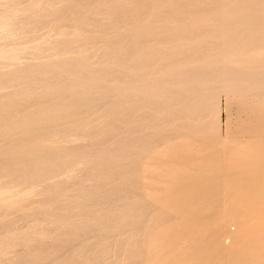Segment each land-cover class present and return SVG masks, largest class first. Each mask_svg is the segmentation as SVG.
Segmentation results:
<instances>
[{"label":"bare ground","instance_id":"6f19581e","mask_svg":"<svg viewBox=\"0 0 264 264\" xmlns=\"http://www.w3.org/2000/svg\"><path fill=\"white\" fill-rule=\"evenodd\" d=\"M56 1L58 2V0H56ZM59 1L61 2V0H59ZM75 1L73 0L74 3L72 2L73 4H71V5L67 4L69 2L68 1L66 3L68 5L67 7H64V8L60 7L57 9L54 8L55 10L52 11V10H46V9H48L50 7L52 9L53 8L52 4H54L55 1L53 3H51V2H49V0H47V1L46 0H38L37 1V2H39L38 4L44 5L43 6L44 9H42V7L37 8V6L35 5L37 3L33 2V1L31 4L30 3L26 4L27 0H0V4L2 3L1 4L2 6L7 4L6 5L7 9L3 8L2 6L0 7V39L4 40L0 44V60L2 61L1 63H4L3 65L6 64L5 67L7 68L6 62H8V61L12 62V61H17V60L19 61V59H21L22 57L26 58V56L27 57L31 56L32 51L36 52V55L32 54V56L33 55H35V56H33V57L31 56L32 57L31 58L32 60L30 59L31 62H29V63L24 62L27 64V66L23 62H22L23 64H19V65L23 66L24 72L27 70L28 74H31V75L26 76L23 73L25 75V76H23L22 75V72H23L22 66L21 67L19 66L21 69V70L19 69L20 73H21V76H20L17 73V72H19L18 70L15 69L16 70L15 71L14 68L13 69L10 68L13 64L15 66V63H10L12 65L10 67L9 66L8 67L11 70H8V69L6 70V71H8L7 72L8 74L10 72L13 74V72L15 71L17 74L16 75L14 73L15 77L3 79L5 76H10V74L4 75L5 71L2 72V73H4L3 74L4 77L1 76V78L3 77L2 78L3 80L2 79L0 80V84L1 83H4V84L8 83L16 91H14L11 87H10V90H8L6 88V90H8L9 92L11 90L13 91V92H11L13 98L11 96V93L8 92L9 93L8 94V93H5L6 92L5 91L4 93L8 94V95H5V94L2 95L1 94L2 91H0V96L2 95L1 97H3L0 100V110L2 109V107L4 108L3 110H5V113L2 112L0 114L2 116L0 119V123H2V124L6 123L9 125H13L12 127L14 128L15 126H14V124H12L13 120L11 118L14 119L16 116L14 115L15 117H12L13 115L11 116V114H13V113H11V112H14V114H17V115L23 114V113L24 114L26 113V115H27L29 110H31L33 107L34 108L32 109V112H35L36 114L32 113L31 111L29 112L30 114L32 113L33 116L38 115V114L43 115V116L38 115V117L36 116L35 119L37 122L31 116L32 114L30 116L27 115L29 118L31 117L32 120L35 121V122H33V124L36 123V124H34L36 126H32L33 124L31 123L32 125L30 124L27 127H25V125L21 126L23 128H21L20 125H18V122L19 121L21 122V120L19 119L21 117V115H20V117L18 115L16 120L18 119L19 121L17 120L18 121L17 122L14 119V122H17V125H18V127H20V129L18 130V128L16 127L17 130L14 131L15 130L14 129L13 130L14 132H12V133L10 132L11 134H8V131H11V130H8L9 128H11V126L9 128H7L8 131L5 129L4 130L0 129V131L1 130L3 131L2 133H0V144H6L7 142H10V143L13 142L12 145L10 143H9L10 145L8 143L6 145L15 147L16 146L14 144L15 141L20 140V139L22 141V139H23V142L24 141L26 142L29 135L32 137L35 136L36 138L37 137L38 138L44 137L43 143H45L44 144V145H46L45 147L43 146L42 143H40V142H42V141H40V140H42L40 138H39L40 140L37 138V140H39L40 142L37 141L38 143H36V144L38 146L40 144H42V146L44 148H47L48 151H47V149H43L45 153H47V152L49 153L50 152L49 149L51 150V148H52L50 145L55 143V144H57L56 146L59 145L60 147L56 148L55 146H53V148L55 147V150L58 149V152H59V149L61 148V151L65 156V153L68 152V150L69 151L72 150V152H71L72 154L73 153L78 154L77 150H79V149L90 150L91 153L92 152L94 153V151L96 150L97 147H99V148H97L98 150L103 149V148H100L101 145H102L101 147H105V146H109L108 144H110V142L113 144V142H114L113 138H115L116 140L115 139L114 140L118 143V141L120 142V140L122 138H126V137L128 138L130 136L132 138L133 135H134V138L139 137L140 142H138V143L141 145V147L144 146L145 149L147 148L144 152L147 151V154L153 153V155H150V157L144 158L145 153L142 150V152L144 154L142 153L141 156L143 155L142 156L143 158L140 159L139 161H137L138 159L137 160L135 159V161H137V163H135V165H137V164H139V165H137L138 167H136V168L134 167L133 170L135 169L134 171H136L138 173L144 172L147 170V173H149V175H151V176H149L148 174L146 175V173H145V175L141 173V174H139V178H138V175L133 170H132L134 172L133 174H132V171H131V173H129L127 170H129L131 168L130 166H132V162H133V160H131L132 162H130V160H129V162L127 161L129 159L128 153H130V152L128 151V149H127L128 153H126L124 150H122L123 148L121 149L122 151H120L119 148H115L116 149L114 151L115 153H117L118 150L120 153L122 152L121 153L122 155H119L120 153L118 154L120 156V157L118 156V158H121V156H123L121 158L122 161L124 160V156H128V159H126V157H125L127 162H125V160H124L125 167L126 168L129 167V168H127V170H125L126 168L124 170L128 173L125 172L126 175L124 176V173L121 172V174H120L119 171H121V170H119V168H117V170H119L118 172L115 171L118 173L117 178H119V177L123 178V179L119 178V180L124 181V184L122 181H120V182H122V186L125 185V182H127V180H128V182H127L128 184H129V180L132 181V184H133L134 180L137 181V182L134 181L136 184L139 182L138 180L141 179L142 182L143 181L146 182L145 184H144V182L141 184V185L144 184L142 187H145L146 184H147L146 186H148V187L150 184L154 185L156 188H157V186H158V188L160 187L159 188L160 191L158 193H148L150 187L149 188L145 187L146 188L145 190L141 188L142 190H144V192H141L140 191L141 189H139V191L141 193L140 194L137 193V194H139V196L141 195L139 198L142 197L143 199L145 198V200H148L151 202L150 204L152 205L153 209H155V208L157 209L156 211L153 210L155 212L158 211V209H159L158 207L163 208L166 204L168 205L169 202H171L170 205L173 202H176V205H178L177 203H179V205H181V204L185 205L188 203L187 207H185V210H186V208L187 209L189 208V206H188L189 204L190 205L195 204L196 202L199 201V199H201V201L203 200V202H204L206 200V199H204V198H206L205 195H207L205 193V191L212 190V187H213V189H214V187L217 188L216 192L214 191L215 193H213L216 195V196L214 195L216 198L217 197L219 198V196L221 198V196L223 194L230 196L231 193H238V194H235V197H233V196H230L228 198L226 197L227 199H225V200L223 198L222 199L223 202H221L220 199L215 200L214 199L215 197L212 198L213 196L211 197L215 201L221 202V204L224 203V205L222 204V206L220 204H219L220 206L218 204H216L217 205L216 206L213 203L214 200H211L209 197H207L208 200L210 199V202H212L217 207V209L215 206H213V208L215 207L216 210H214V209L213 210H207L206 209L203 211V213L201 212L202 213L201 215L203 216V218L205 220H207V222H208V220L215 219V218H219V220H220V217H222V219H223V217H226L227 219L229 217L232 218V219L229 218L227 220V221L231 220V222L229 221L230 223L227 222L228 223L227 229H229V232L231 233V235L234 234V236H235L234 238H230L231 239V241H230L231 246L228 243L229 249H227V250H230V251H228V253L231 252L229 254L230 259L228 258L229 264H264V205H263L264 204V143L258 139H249L246 143L245 142L241 143V142L235 141V143L233 142L234 143L233 147H230V146L228 147L227 143L225 144L226 146H223L224 143L221 141L222 139H220L219 136L216 134L219 130H217L216 133H213L215 131H213L212 133L210 132L209 134L206 132V130L209 127L208 122H209L211 114L215 113V111L218 110L220 107L222 95H225L226 97H228V95L236 94V96H237L238 94L243 95V94H248L249 92L261 91V90L263 91L264 90V0H178L179 2L177 0H174V1L171 0L172 4L169 2L170 1L169 0L168 1L169 4L166 3L167 4L166 6H165V4L160 5V3H163V2H160L161 0H159V2H160L159 4H157L156 0H154L156 3V6H158V5H160L161 7L163 6L159 10L153 4V6L155 8H157V10H158V12H156V10H155L156 14H154V12L152 11L153 12L152 16L154 15L153 18L156 19L155 24L157 26H155V27H158L156 29L153 28V26L155 24L151 25L150 20H149L148 25H151V27L147 26L146 22H148V20L145 22L146 23L145 24L144 23L145 18H143L145 15L147 16L149 14L148 12H150V11H147L144 9V5L146 8V6H147L146 3H148L147 1H151V0H146V2H145V0H137V1H135V0H79L78 1L77 0L76 2ZM84 1H86V3L88 4L86 7L83 6ZM163 1L165 2V0H163ZM180 1H182V2H180ZM57 2H55V3H57ZM151 2H153V1H151ZM96 3L97 4L99 3V5H101V7H99L100 9H102V7L104 8V5L106 6V8H107V6H110V11L108 10V13L106 12L108 17L104 14L105 15L104 19L107 17L108 23L111 24L113 28L108 27V26L105 27V25L100 26V23L98 22L99 18L97 19V17L95 15H92L90 17V15L92 13L94 14L97 11L98 7L97 6L95 7ZM46 4L48 5L47 8H45ZM148 4L151 5V3H148ZM8 5H9V8H8ZM21 5H23V6H21ZM194 7H198V9L197 8H196L197 10L193 9ZM36 8L38 10L39 9L40 10L37 11ZM75 8L78 9V10L77 9L76 10L81 15L90 12L89 16L86 15L87 17L86 16H80L78 13L79 20L82 17L83 18L84 17H86V18L90 17L89 19L92 20L93 22L92 21L89 22V20H85L86 21L85 22L84 19H81L82 22H81V20L79 22V20L76 17H75L76 20L73 17H72L73 19L71 18V19L67 20V18H69L68 16L72 12V9H75ZM99 8H98V10H99ZM41 9H42V11H41ZM147 9L149 10V9H151V7L149 6V8H147ZM91 10H92V13H91ZM93 10H96V11L94 12ZM103 10H105V9H103ZM21 11H23V12L27 11V12H30V14H27L26 16H24L23 14L20 15L21 13L19 14V12H21ZM101 11L99 10L97 12L100 13ZM60 14H62V15H60ZM135 14H138V16H140L144 20L142 21L141 19H138V17H136ZM184 15H186V16H184ZM22 16H24V17H22ZM58 16L59 17L62 16L64 18L65 21H63V25L61 23L63 18L62 19L59 18V19H61V21H59L61 26H59L56 29L54 28V31H53V28H51L52 32L41 35L43 37L36 35L38 33V31L36 29L39 27V25H42V27L44 26L45 28H47V25H48V28H50V26L52 24L51 21L53 19L56 20L57 19L56 17H58ZM150 16H151V14H150ZM133 17L134 18L136 17V21L140 22V20H141V23L137 22L138 24H141V25L138 29H135L134 26H131V27H133V29L130 28L129 30H127L125 32V34L123 31H125L126 28H125V30L122 31L124 34L122 36V37H124L123 39L126 38L124 41V47H127V48H124V47L123 48L125 50L126 49L127 50H126V52L123 51L124 49L121 50V52H123V55H121V53H120V55L122 57H120V60H118V61L123 62L122 63L123 67L121 66L122 67L121 68V67H119L120 65L118 66V64H117L116 66L119 67L118 68L119 70L116 69V67H115V69L113 68V70L110 68H107V67L104 68L103 65L105 64L106 60L104 59L101 61V59L104 58L102 56L104 55L106 48H108V47H111V49L113 48L112 51L108 48L110 51L108 50L109 53H108L107 60H110V61L115 60L116 61V58L118 59V55H119V53L117 54V52L120 51V49H118V48H120L118 43L121 41L119 39L121 36H119V35L122 34V33H120L119 28H120L121 24L123 26L126 24L133 25L134 20H135ZM153 18H150V19H153ZM83 21H84V23H83ZM87 22H89V23H87ZM97 23H99V24H97ZM102 23H104V22H102ZM106 23H107V21H106ZM60 24H58V25H60ZM118 24H120V26ZM129 25H126V27H128ZM136 25L137 24H135V26ZM118 26H119V28H118ZM51 27H54V25ZM91 27H93L94 30L97 28V31L95 30L96 32L93 30L96 34H97V32H99V33H102L104 36H106V37H104L105 41H103V39H100V38H103L102 34H100L101 37L100 36L98 37V35H97L96 38H95L96 35L95 36L93 35L94 37L92 35H87L88 32H90L92 30ZM116 27L118 28L119 33H120L118 36L114 35L115 30L117 29ZM146 27H150L151 29L148 30V29H146ZM31 28L32 29L36 28V29H34V31L36 30V32H35L36 34L34 32H32V34H35V35L31 34V31H32ZM38 30H39V28H38ZM46 30H48V29H46ZM46 30H44V31H46ZM121 30H122V27H121ZM41 34H42V32H41ZM116 34H118V31ZM26 35H28V41L22 40L21 38L22 37L25 38ZM29 36H31V37H29ZM69 36H74V38L72 37V39H70L71 37L69 38ZM89 36H91V38H86ZM59 38H62L61 41ZM64 39H70V40L68 41V40H64ZM118 39H119V42H118ZM11 40H15V41L17 40L16 44L15 43L12 44V45H15V48L17 47L16 49L14 47L13 48L10 47L11 45H8V42L10 41L9 43H11ZM87 40H89V41H87ZM130 42H131V44L128 46L127 43H130ZM27 43H28V45H27ZM50 43L51 44L53 43V44L50 46H47V44H50ZM100 43H102V46L98 45ZM16 45H18L19 47ZM96 45L101 47V49H99V50H102V51H100V52H102L101 54L95 55V50L97 48L95 49L94 46H96ZM45 57L48 58V59L47 58L45 59L46 61L44 60ZM93 57H96L94 59H97V62L100 64V65L99 64L98 65L100 66L101 70H99V67H96L97 64L93 63V61H94ZM42 58H43L44 62H42L43 61ZM35 59L36 60L40 59L42 61L36 62ZM3 60H6V62ZM103 61H104V63H102ZM110 61H108V62H110ZM118 61H116L115 63H117ZM108 62L106 63V66L108 65ZM93 64H95V66ZM101 64H102V66H101ZM119 64H121V63H119ZM43 65L44 66L48 65L47 67H49V69H51V70L44 68V71H46V72H43V69H41V67H43ZM52 65H54L53 67L56 66L58 69H56V67L54 69L51 68ZM91 65H93V67H96V68L91 67ZM113 65H115V64H113ZM113 65L111 62L112 67H114ZM111 66L109 63V67H111ZM102 67H103V69H102ZM25 68H27V69H25ZM2 69H4V68H2ZM12 70H14V71L12 72ZM59 70L61 72H59ZM30 71H31V73H29ZM64 71L71 74V76H70L71 79L69 76L65 75L68 77L67 78V77H64L63 74H61ZM27 72H25V73L27 74ZM65 72H64V74H66ZM12 74H11V77H12ZM43 74H44V76H43ZM59 74L61 76L62 75L63 76L61 77ZM0 75H2L1 71H0ZM41 75H42V77H41ZM28 76H30V77H28ZM112 81L115 83H118L119 81H121V83L123 85L125 83L124 87H127L126 83L130 84V82H131L130 85H132V84L135 85V86H133L134 88L136 86H139V85L142 86L143 85L142 86L143 89L138 94H134L133 92H130V91L127 92L126 88H125L126 89L125 92L119 93V91L113 90L115 88L112 89L109 86H108L109 88H107V86L104 85L106 82H108V83L110 82V84H111V83H113ZM121 83H118V84L121 86ZM118 84H116V85L119 88ZM129 84H128V86H129ZM123 85H122V87H123ZM0 86H2V84ZM3 86H2V88L7 87V86L9 87V85H6L4 87ZM122 87H120V88H122ZM133 87H132V89H133ZM23 88L25 90L29 88L28 91L29 90H31V91L34 90V91L31 92V94L29 91V93H28L29 95L27 94V92L23 94V92L25 90L23 92H20V91H22ZM128 90H130V88ZM14 92H20V93L19 94L17 93L16 95H14L13 94ZM47 104H48V106H50V108L53 107V109L51 108L52 109L51 112H49V110L47 109L48 110L47 112L49 114H47L46 111H45L46 113L44 111H42V112L39 111V113L37 114L36 108L38 107V109L40 110L41 107L39 108V106H42V107L45 106L46 107ZM120 104H121V106H124L125 104L129 105V106H127V105L124 106L123 110H125V107H127L126 113H128V116L130 118H128L126 116V120H124V121L122 119H124L125 115H127V114L125 113V111L123 112L124 118H122V116L118 114L117 109L119 108ZM72 106H74V108ZM43 109H41V110H43ZM44 110H46V108ZM119 113H120V109H119ZM121 113H122V111H121ZM137 113H139V115ZM9 114L11 117L9 116ZM24 114L22 116L25 118ZM118 115L121 116L122 119H120V117ZM27 116H26V119L29 123L30 121L28 120L29 118H27ZM137 116H139V117H137ZM31 118H30V120H31ZM127 118L130 120L129 122L127 121ZM26 119H24L25 124H26V121H25ZM11 120H12V123H11ZM121 120L124 122L123 124H122ZM56 121H57L58 125L54 126V124H57ZM126 122H127V124H129L128 125L130 128V129L128 128L129 131L127 129H125L128 127ZM22 123H23V121L21 122V125H22ZM71 124L73 127H71ZM6 126L7 125H5V128H6ZM69 126H70V128H69ZM216 126H217V124H216ZM76 127H77V131L75 129ZM70 129L75 130L77 133L73 134L71 132V134L69 133L70 136H68L69 134L67 132L70 131ZM115 130L116 131L118 130L117 133ZM4 131H6V132L4 133ZM75 131H73V132H75ZM112 131L115 132V133L113 132V134H111L112 140H110V136H108V138L106 140V145H105V141L103 139L104 134L102 135L103 136L102 141L104 143L102 141H100L101 137H99V136L101 135V133H105V132H106V134H105V136H106L107 133L110 134ZM72 137L74 138V142H76V140H78L82 143L81 144L79 143V145H76V146H75V144H74V146L73 145L70 146L71 144L65 145L67 143V140H69V138L71 141ZM36 138H35V140H36ZM45 138L48 140V141L45 140L47 142H50V140L52 139V143H49L50 145L47 143L49 145V147L46 144V142L44 141ZM97 138H99V139H97ZM127 138H126V140H128ZM24 139H26V140H24ZM28 139H30V140H29V142L28 141L26 142L27 147H22L23 145L25 146L26 143H23V145L21 143L19 145L20 142L19 141L16 142L18 144V146H16L17 148L15 147L16 149L14 151L16 152V151H18L17 149L24 148V150L23 149L22 150L19 149V150L22 151V153H26L25 149L27 148L30 150V151L28 150L29 152H33L32 151V149L34 148L33 146H36V144H34L32 146L33 143L30 144V141H32V139H34V137L32 139L29 137ZM35 140H33L32 142H34ZM107 141H109V143ZM122 141H123V139H122ZM117 143L113 144L114 147H115V144H117ZM138 143H137V145H139ZM28 144H30L33 148H29L30 145L28 146ZM134 144H131L132 145V151H134L135 148L140 147V146H138V147L136 146L134 148ZM230 144H232V143L230 142ZM19 146H21V147H19ZM42 146H40L39 148H43ZM61 146L64 148H62ZM127 146H124V147H127ZM3 147H1V149ZM14 147H9V148L14 149ZM114 147H112V148L114 149ZM5 148L6 147H4L2 149V151ZM128 148H130V150H131V147L128 146ZM11 149H9L7 151H10L11 154L15 153L12 151L13 149L12 150ZM36 149L39 151L38 148H36ZM62 149H64V151H66V152H64ZM164 149H169L170 151H166V150L164 151ZM53 150H51V151H53ZM2 151H0V152H2ZM7 151H6L5 155H3L4 151L2 152V154L0 153V186H1V184L5 185V183L8 182L4 179L5 178L4 176L7 175L6 179H10V177H11L12 178L11 181L14 179L16 182V183H13L14 180L12 182L9 180L10 184L8 182L7 185L10 187L11 184L13 183V184H15L14 186L16 187L19 182L21 183L24 181V178H22L20 176V174L24 175L26 172H29L28 170H32L31 168L30 169L28 168V170L26 169V171H25L24 168L28 167V166H25L26 163L29 162L30 164H27V165H29V167H30L31 164H33L32 162H37L39 157H41L43 155V153L40 156L37 154V151L35 150L36 151V158L35 159L37 161H34V158H32V157H35L34 153L31 154V156H29V157H27V155L25 156V154H23L25 156V160H23L24 158L21 160L20 157L22 158V155H21L22 153L19 152L20 153L19 160H20V162L25 161L24 163L21 162V165L25 164L24 165L25 167H22L18 164L20 166V168L24 169V170L23 169L18 170L17 169L18 166L16 163V162H18V159L15 157H18L19 153L17 152V156L15 155L16 154L15 153L13 155L14 156L13 157L12 155H9L10 152L8 155H6L8 153ZM23 151H25V152H23ZM75 151H77V152H75ZM90 151H87V153L88 152L90 153ZM108 151L110 152L111 150H108ZM135 151H136V149H135ZM29 152H27V154L30 155ZM83 152L85 153V150L82 151V153ZM107 152H106V154L109 153V152L108 153ZM123 152L126 154H123ZM54 153H56V152H54ZM54 153L51 152L48 155H54L55 156L57 153L56 154H54ZM62 153L59 152L58 153L59 155L57 154V157L62 156V155H60ZM93 153H92V156H94ZM111 153L114 155L113 152H111ZM111 153H110V156H111ZM140 153H141V151H140ZM164 153H165V155L168 154L169 156L171 154V156H170L171 160L167 156H166V159H163L165 156L161 157V155H163ZM212 153L213 154L216 153V156L218 157V159H217L215 165L213 164V166H212V164L210 165V162H208L210 165L209 166L208 163L206 164L207 159H208L207 156L210 157V155H213ZM68 154H67L68 157L66 159L71 157L70 152ZM130 154H133V153H130ZM139 154H138V158L140 157ZM154 154L157 157L159 156L160 158H162V160L164 162L167 159H169V161L167 160L168 163L169 162L171 163L172 159H174L173 161H175V162L172 161L174 164L176 162L177 163L181 162V164H180L181 166L180 165L177 166L178 164L174 165L173 163H172V166L170 163H169L170 166H168L169 164L166 166L165 164H163L164 163L163 161H160V159H156V161L159 160L158 161L159 163L155 161V163H157V164L154 165V163H153L154 161L152 160V159H154L153 157H155ZM48 155H46V154L44 155V156H47L46 158H48L46 160H50L52 158V157H49ZM44 156H42V157H44ZM86 156H84V158ZM89 156H91V155L89 154ZM92 156L90 158H92ZM100 156L102 157V154ZM100 156H99V159H101ZM104 156L105 157H103L102 160H105V161L100 163L101 162V160H100V162L99 163L97 162V164H94V161L96 163V161L99 159L96 158L95 156H94V159H88V158L84 159L83 158L81 162H79L80 160L78 161L79 163L77 161H75L76 159H68V161L74 160V162L71 161L73 164L76 163V165L77 164L84 165L85 168L81 167V168H83L81 170H80V168L78 169V167H77L79 165L76 166V165H73L71 163L66 165V163L68 162L66 160H64L65 163L62 162V164L64 163L66 166L64 165V166H61V168H60L59 165H57L55 163L57 159L55 157H53L54 159H52V160L55 161L54 162L55 165L54 164L53 165L58 166L55 169L60 168V170L62 171L60 173L63 175L61 176L62 179H58L57 177L59 176V173H57V172L59 170H57V172L55 171V174H52V172L54 171L53 170L54 168L50 169L49 167H51V166H46L48 171L52 170V172L51 173L49 172V174H52L51 175L52 177L54 176V178H53L54 180L51 178L53 180V181H51L50 177H49L50 180L48 178H45V177L50 176L48 173H47L48 175H45V173H46L45 171H47L46 169H45V171L44 170L42 171L43 172L42 174L45 175V177H43V178L47 179V181H44L45 179H43V181L47 186L50 187V188L48 187V190L46 189V191H48L49 193L45 191V194L43 193L44 192L43 190L45 188H47V186H45V188L43 189V188H40V186L38 185V184L41 185V183L43 182V181H41L42 179L40 180V178H42V177H40V176H42L41 173H38L40 176L37 175L38 178L40 177L38 180V178L35 175L36 170H35V172H34V170H32L34 172L33 173L34 177H36L37 180L39 181V183H37V181L35 182V180H36V178H35L34 183H36L37 186L41 189V191H43V192H41L39 189V192L41 193V195L42 194H44V195L48 194V196H46L47 197L46 198L42 195V197H44L46 199L44 201L42 200V203L40 206V204L39 205L37 204L38 203L37 201H41V199L39 200L37 198L36 202L35 201L33 202V201H31V199H29V198H31L30 194H27V195H30L29 198L27 196V198L29 200L26 197L24 198V196H26V195H24L23 198L21 197V195H19L20 199H27L28 201L33 202L30 204L27 201V205L28 204L31 205L30 206L31 210H29V212L26 211L29 214H26V212H25V210H28V209H25L22 211V209H21L22 206H20V204L16 208H15L16 205H12L13 209L16 210L15 211L16 216H14L15 220L18 218V221H20V223H18L17 220H16V223H13L14 221H11V220H14L11 217H12V215H15V214L14 213L12 214V212L9 210H13V209H9V208L5 209V211L8 210L11 213V214L9 213L10 215H7L6 212H3L4 207L6 205L4 204L5 206H3V205H2L3 207L1 206V204H3L1 202H2V200H4V198H2V199L0 198V201H1L0 206L3 208V210H2V208H0V264H41L44 260H46L45 257H44V259H42L43 258L42 256H44V254H48V253H50L49 255L54 254V256L56 254L57 258L56 257H54V258L50 257L51 259L47 260L50 262V263L49 262H47V263L54 264L56 260L59 261L61 259V258H58V255L56 253L57 249L60 246L62 248L61 251L63 249H64V251H66L68 249L67 252L63 251L65 253V255L68 254L67 255V256H69L68 258L74 257L75 255L76 256L78 255V258H76V260H75V258L74 259L71 258L73 261L75 260L77 262H73L72 260L70 262V259L69 260L63 259L64 264H66L68 261L70 262L69 264H73V263L77 264L78 262L83 264L84 263L83 260L85 259V262H86V258L87 259L89 258L87 256L90 255L89 254L90 250H91V252L93 251L91 249L92 248L91 246L94 245L93 249L95 251V247L97 245H99L100 242H102V240H104V239L109 240V239L113 238L114 239L113 241L114 242L116 241V239L114 237H116L117 235L115 236V234L113 232L116 230L118 231L119 229H122L121 228L122 223L119 225L120 228L114 226L113 230L108 231V229H106L108 232H106L105 229H103L101 231L102 228H100L101 232H99L97 228L102 227V226L96 227V225H102L101 223H103V221H105V220L110 221L111 220L108 217H106V219L104 217H102L104 219L100 220L99 217L102 216L100 214V212L102 210H104V211L107 210V212L111 211L112 213H114L115 211L117 212L119 209L121 210L122 206H123V203L121 205V202L122 201H128V199L125 198V197H127L126 194L132 192L135 189L132 187L133 186L132 184H130V185L133 188V190L128 188L130 185L129 186L125 185L126 187L124 186V188H127V193H126V190L124 188H122L123 193H125V195H126L125 196L124 194L120 193L121 191L120 192L118 191L119 189H121L120 184L119 185L117 184L119 187H115L114 185H110V184H116V179H117L115 176V174H117V173H115L114 171H111V169L116 170V168H114V166L112 167L113 164L115 165L114 161L116 162V165H118L120 163H121L120 165H122V162L121 161L118 162L119 159L117 160V157H116V159H114L115 157H113V158L107 157L106 158L105 154H104ZM107 156H109V155H107ZM114 156H116V155H114ZM136 156H135V158H136ZM203 156H206L207 159ZM233 156H236V158H234ZM74 157L77 158L79 156L77 155V157H76L74 155L71 158H74ZM80 157H82V156H80ZM157 157H155V158H157ZM14 158L17 159L16 162L15 161L12 162L13 160H15ZM62 158L59 157L58 160L59 161L63 160ZM95 158L97 160H95ZM108 158L114 159V160H111V163H113L112 165L110 164V161ZM41 159H44V158H41ZM133 159H134V157H133ZM52 160H51V162L50 161H47V162L50 163V165H52V162H53ZM150 160L153 161V162H151L153 164L150 163ZM167 161H166V164H167ZM252 161H256V162H252ZM41 162L39 163V161H38L36 163V164H40V166L38 168H37L36 164H35V166L34 165L33 166L39 170V168L41 167ZM43 162H46V161H43ZM182 162H184V165H185V163H187L186 164L187 166L182 165ZM92 163H93V165H91ZM15 164L17 166L16 170H15V166H14ZM58 164H61V162H58ZM42 165H43V163H42ZM46 165H47V163H46ZM90 165L92 167L94 165L95 166L93 168H91ZM120 165H118V166H120ZM89 166L91 169L88 168ZM44 167L45 166H43V168ZM121 167L122 166H120V168ZM94 168L97 171L92 170ZM164 168L165 169L167 168L168 171L164 172V170H165ZM17 170L19 172L23 170V171H25V173L22 171L23 173L20 172V174L18 175ZM40 170H42V167L40 168ZM40 170L38 172H40ZM109 170L111 171V173H108ZM139 170H140V172H139ZM14 171H16V172H14ZM122 171H123V169H122ZM29 173H32V172H29ZM56 174L58 175L57 177H55ZM75 174L78 175V178L75 177L76 180H74V181L71 180L73 182L67 183L70 181V179H72L74 177ZM122 174H123V176H122ZM129 174H131L130 177H132V175L134 176V174H136L137 175L136 178H138V179H136L135 177H134V180L130 179L128 176ZM154 174L155 175L160 174L158 176H160L162 179L165 178L164 179L165 181L171 180V181H175V182H174V184L171 182H167V181L164 182L162 179H161L162 180L161 181L159 178H157V176L155 178L159 179V180L156 181L155 178L154 179L152 178V176H154ZM126 176H128L127 178H129V179H127ZM145 176L146 177L149 176L151 178H145ZM7 177H9V178H7ZM29 177L30 178L32 177L31 182H33L34 177L32 175ZM124 177L127 180H125ZM20 178L23 181H21ZM55 178H56V180H55ZM27 179L28 178H26V181L28 182L29 179L28 180ZM3 180H5V182ZM48 180H49V182H48ZM67 180H69V181H67ZM26 181L24 182L26 185L24 183H21V184L22 185L24 184L25 186H29V185H27L28 183ZM118 181H117V183H119ZM31 182H30L31 185L34 184ZM46 182H48V184ZM54 183L57 186L59 184H61V185H59L61 188L57 187V190L54 189L55 191H59L60 193L59 192L57 193L54 190H52L51 185H54ZM13 184H12V186H13ZM108 185L111 186L110 187L111 190L110 189H108V190H110L111 194H113L115 197L122 196V198H123V195H124L125 200H124V198L122 200V198H120V197H119L120 199L119 198L116 199L117 201L115 200V198L113 199V203L120 204V205L115 206L113 203H111L112 200L110 201V199L114 196H112V195L110 196L109 191L107 190V187H109ZM8 186L5 185L4 188H6ZM19 186L22 187L19 184L18 190H20ZM154 186L152 188H150V189H152V191L154 190ZM2 187H3V185L1 186V188ZM15 187H12V188L10 187L9 189L8 188H6V189H8L10 191V190H13ZM34 187H35V185H34ZM41 187H43V186H41ZM140 187L141 186L139 185V188ZM23 188H24V186H23ZM58 188L62 189L63 191L61 192L60 190H58ZM156 188H155V190H156ZM227 188H228V190H227ZM231 188H232V190H231ZM25 189L30 190V188H28V187L27 188L25 187ZM18 190H16V192ZM22 190L23 189H21L20 192ZM35 190H34V192H35ZM106 190L108 193L106 192ZM129 190H131V191H129ZM137 190H138V188H137ZM0 191H3V189ZM102 191L103 192L105 191L107 193L106 194L104 192L106 195L109 194V196H107V197H110V199L108 198L109 200L107 199L106 195L103 194ZM139 191H137V192H139ZM157 191H158V189H157ZM218 191L222 195H220L218 193V196H217L216 193ZM16 192H15V194H16ZM34 192L32 191V193H34ZM100 192L103 195H101ZM118 192L120 195L116 196V194H118ZM212 192H213V190H212ZM0 193H2V192H0ZM36 193L38 194V192H36ZM134 193H136V192L134 191ZM134 193H130L131 196L134 195ZM261 193H262V195H260ZM10 194H12V195L7 196V197H11V198L18 197V194H17V196H13L14 194L12 192H10ZM213 194H211V195H213ZM38 195L41 196L40 194H38ZM94 195H96V196L99 195L98 196L99 200L101 197H102V199L105 198V200H107V201L103 200L104 203L106 202V204H108L107 206L104 207L105 209L101 206L103 204V202L101 201L102 199L100 200L101 202L97 201L96 200L97 198H95L96 202L92 201V200H94ZM104 195H105V197H104ZM191 195H192V197H191ZM33 196H35V195H33ZM131 196H128V197H130L129 200H131L130 203H132V199H133V197L131 199ZM7 197H5V198H7ZM32 200H34V197ZM90 200L92 202L89 203L88 201H90ZM14 201H16V200H14ZM17 201H18V203H20L19 200H17ZM24 201H26V200H24ZM85 201H86V203H85ZM138 201L139 200H137V202ZM10 202H9V205H11L13 203V202H11V203ZM21 202H22V200H21ZM80 202H83V204ZM98 202L101 203V204L99 203L100 209H94L96 207L97 208L99 207V206H97V205H99ZM117 202H119V203H117ZM133 202L135 203L136 201H133ZM165 202H166V204L163 206L162 204H164ZM217 202H215V203H217ZM4 203H5V201H4ZM15 203L17 204V202H15ZM34 203L37 205H35ZM91 203L96 207H94L92 205L93 207L92 206L91 207L94 210L90 211L91 207L89 209L88 206ZM152 203L156 207H154ZM32 204L35 205L34 206L35 208L32 207L33 206ZM135 204H137V203H135ZM9 205H7V207ZM23 205H25L27 207L26 202ZM29 205H28V207H29ZM124 205H127V204L124 203ZM130 205H131L130 207L133 208L132 204H130ZM142 205L141 206L138 205V206L141 208ZM174 205H175V203H174ZM174 205L171 207H174ZM183 205H181L182 210L184 209ZM236 205H239V208L240 207L242 208V209L237 208V211L240 210L241 213L239 214L237 212L236 214L231 215L230 212H232L233 210L234 211L236 210L235 209ZM258 205H260V206H258ZM133 206H134V204H133ZM146 206H148V203ZM161 206H163V207H161ZM9 207H11V206H9ZM26 207H22V208H26ZM130 207L128 208V210L131 209ZM152 207H151V209H152ZM168 207H169V205H168ZM168 207H167V209H168ZM140 208H137V209H140ZM175 208H176V206H175ZM178 208H179V206H177V211H178ZM211 208H212V206H211ZM111 209H113V210L116 209V210L113 211ZM134 209H135V207L132 210L134 211ZM171 209H173V208H171ZM73 210H75V211L77 210L78 212L82 211V212H79V215L82 218L87 216L84 219H87V218L88 219L86 222H85V220L82 221L83 219L82 220L80 219L81 220V221H79L80 223L77 222L80 225L77 226V223H76L77 229L75 228L76 229L75 231L72 230V228L74 229V226L72 225L73 223H71V225L73 227H70L71 225L70 226L67 225V229L65 230L64 229L66 227L65 225L70 223L69 221H68L69 222L68 223L66 220L70 219V217L74 218V215L72 213H70ZM86 210H88V212ZM120 210L118 212L123 213L124 209H122V211H120ZM143 210H145V209H143ZM159 210H161V209H159ZM174 210H176V209H174ZM182 210H179V211H182ZM104 211H102V212H104ZM133 211H131V213L134 214ZM153 211H152V214H153ZM22 212H25V213L23 214ZM78 212H76V213L74 212V213L77 214ZM111 212H110V216H112V219H115L117 214L114 213V215H113ZM126 212H127V210H126ZM185 213H183V214H185ZM226 213H230V214H226ZM82 214L84 215V217L82 216ZM115 214H116V216H115ZM193 214H194V210H193ZM201 215L199 217H201ZM7 216H8V218H9V216H11V217L9 219H7ZM119 216L121 217L120 213H118L117 219ZM135 216H137V215H135ZM139 216H137V217L140 218ZM172 216H174V215H172ZM132 217H134V216H131V218ZM190 217H192V216H190ZM195 217H196V215H195ZM178 218H181V217L179 216ZM185 218H186V216H185ZM234 218H236L237 222L235 220H234L235 222L234 221L232 222V220ZM78 219H76V220L74 219L75 222ZM145 219L147 220V217ZM166 219L169 220V218H166ZM192 219H193V217H192ZM243 219H247L249 221L245 220L246 222L244 224V222H242ZM63 220H64V222H63ZM126 220H128V219H126ZM168 220H166V221H168ZM176 220L178 221V219H176ZM239 220H241V221L239 222ZM9 221H11V222H9ZM25 221H26V223H25ZM117 221H116V223L118 225ZM128 221H127V223L125 222L126 223L125 226L131 225L130 222H128ZM141 221L139 223H135L136 225L138 224L137 229H139V230H137V231H142V230L144 231V228L147 227V226L144 227L146 222H143V221L141 222ZM59 222L65 223V225L63 223L61 224V226H63L62 229H61V227H58V226H60ZM71 222H74V221H71ZM58 223H59V225L57 226ZM111 223L113 225H115V221H112ZM197 223H195V224H197ZM206 223L201 224V225L202 226L206 225V227H209V228H210V226H212L210 222H209L210 223L209 225H207ZM215 223H216V225L214 224V227L216 228L220 222H215ZM135 224H134V226H135ZM168 224L169 223L164 224V226H161V228H159L155 231L156 233L153 232V234H150V236L153 235L152 239H154L155 242L158 243V245H159L160 244L159 242L165 240V239H163V236H164L163 232L168 233V234L165 233V236L167 235L169 237V235L171 234L170 233L171 230H173V228L175 229V231L174 230L172 231L173 236L172 235H170V236L175 238V240L173 239V242L174 241L178 242V245H173V246L170 245L171 247H168L169 248L168 250L166 248L165 249L162 248L163 250H161V247L163 244L161 243L162 245H159L160 251H159L158 255L160 256L161 251H162L161 253H163V254H161L162 258H160V259H162V260H160V261H162L161 262L162 264H163V261H170L169 260L170 257H168V256L169 255L171 256L177 250V248L179 246H183V245H181V243L185 244L183 242H179L180 239L176 238L177 233L179 231H177V229H176L177 227L176 228L173 227L175 225V223L174 224L172 223V225H173L172 226L173 228L171 227L172 229L170 227L166 228L168 226ZM191 224L193 225V223H191ZM199 224H200V222H199ZM84 225H86L88 229ZM103 226H105V224H103ZM110 226H112V225H110ZM110 226H107L106 228L110 229L113 227V226L112 227H110ZM134 226H132V227H134ZM148 226H151V225H148ZM193 226L194 227L198 226V224L193 225ZM221 226L222 225L220 223L219 227H221ZM69 227H70V229H69ZM194 227H191V229H193V230H191V232L192 231H193V233L197 232L198 234H196V235H199L200 230H196L197 228H194ZM199 227H201V226H199ZM199 227H198V229H199ZM206 227H204V228H206ZM214 227L212 226V228H214ZM219 227H217V228H219ZM202 228L203 227H201L200 229H202ZM212 228H211V230H212ZM217 228L215 231H217ZM222 228L223 227H221L220 230ZM68 229H69V232H67ZM181 229H182V227H181ZM227 229H225V227L223 228V230L226 232H227ZM71 230H72V232H70ZM104 230L107 234L105 232L103 233ZM123 230H124V228H123ZM194 230H196V231H194ZM211 230L209 231V234H210ZM213 230H212V233H213ZM76 231H77V233H76ZM96 231H98V233L106 234L105 236H103V235L98 236L97 235L99 238L103 237L104 239H102V240L96 239L97 236L95 235L96 236V238H95V236L93 235V234L97 233ZM184 231H185V229L183 230V232ZM215 231H214V233H215ZM218 232L220 233L221 231H218ZM229 232H228V234H229ZM124 233L125 232H122L121 234L123 235ZM133 233H134V230H133ZM179 233H181V230ZM188 233H190V230L187 231L186 234L188 235ZM193 233H192V235H193ZM67 234H69V235H67ZM126 234H127V230H126ZM138 234H139V232H138ZM206 234H205V232H201L200 237H198L199 241H201V239H204L205 237H203V236L204 235L206 236ZM220 234H222V232ZM226 234L227 233L223 234V236L220 235L221 236L220 238H222V239H220L221 242H219L220 240L217 241V238L215 240L214 236H216V235L218 236V233H216V235H214V236L210 235V238L208 235L209 242L211 243V246L213 245V247L215 248V251L216 250L218 251L224 243H225L224 246H226V242L224 241L226 238V236H225ZM228 234H227V236H228ZM71 235H74V236L76 235L75 239L72 238ZM136 235H137V233H136ZM185 235H184V237H185ZM192 235L190 234V236H192ZM64 236H65V239L63 238ZM167 236L165 237L166 239H167ZM178 236H180V234H178ZM134 237H136V236L134 235ZM228 237H230V236H228ZM91 238H93L95 240H101V241L100 242L95 241L96 243H98L96 245L93 242L94 240H91ZM145 238L146 237H144V239ZM185 238H186L185 242H187L188 241L187 238H189V237H185ZM88 239L92 241L91 242L92 244L90 242L87 243L89 241ZM181 239L183 240L184 238L181 237ZM196 239H197V237H196ZM120 240H121V242L124 241V239L123 240L120 239ZM134 240H131V242ZM191 240L193 241L194 239H190L189 242H192ZM74 241H75V243H74ZM109 241H111V240H109ZM109 241H108V243H110ZM113 241H111V243ZM117 241L119 242V239ZM139 241L141 242L142 240H139ZM145 241L147 242V240H145ZM145 241L143 240L142 242L145 243ZM78 242H80V243L77 244ZM114 242L112 244H114ZM135 242L136 241H134V243ZM138 242H137V246H135L136 251L138 250L136 248L141 246V245H139L140 242L139 243ZM164 242H166V240ZM176 242L174 244H176ZM206 242H207V240H206ZM52 243H54V245ZM81 243L82 244L87 243L88 244L87 246H89L88 248H90V250H88V248H85L86 251L88 250L87 251V252H89L88 254L83 250L84 248L80 249V251L83 250L87 256L82 255V251H81V255L79 253L80 251L79 252L77 251V253H75L73 251V248H77L76 245L78 247H80V245H81V247H82ZM126 243L124 245H126ZM144 243H143V245L147 247L148 243L147 244H144ZM150 243H151V241H150ZM193 243L195 244L196 242L193 241ZM199 243L202 244V241ZM217 243H219V244H217ZM51 244L53 246H59L58 248L51 246L53 248H56L55 249L56 251L54 253H53L54 249L52 248L53 249L52 250L51 247H49ZM90 244H91V246H90ZM116 244L117 243H115V245ZM119 244L121 245V243H118L117 245H119ZM128 244L129 245H127L126 248L124 247V245H122L121 248L124 247L123 250L125 251L126 249H128V246H129V248H130V245L132 246V243L130 244L128 242ZM152 244L154 245V243H152ZM194 244L193 245L190 243L187 245L185 244L186 248L189 247L188 245L194 246L193 248H191L192 246L189 247L190 249L188 248V251L186 248H184L185 245L183 247V249H186L184 251L187 252L185 259L189 258V259H187L188 264H208V262H209V264H224L227 261L226 260L224 262L225 258H220L221 256L218 257V253H217V255H215L216 253H214V254L211 253L212 255L217 256L218 259L216 257L214 258L211 255H208V254H210V250H211V249H208L209 246L207 247V246L202 245L204 247V248H202V247H199L200 246L199 244L198 245H194ZM104 245L101 247V250L103 247H104L103 250H105V248H107V249L111 248V247H109L110 244H108L109 248L107 247V245H106V247ZM120 245H119V247H120ZM143 245H142V247H144ZM206 245H208V244H206ZM63 246L65 248H63ZM100 246H101V244H100ZM100 246H98V248H100ZM132 247L130 249H128L130 252H131V249L133 250ZM98 248L96 249L95 252H97ZM71 249H72V253L74 252V254H75V255L73 254L74 256H72V254H70L69 250H71ZM107 249L105 251H102V252H105L104 254L102 252H97L96 255L98 253H100V254H103V256H105ZM144 249H146V248L144 247ZM156 249L159 250V248H156ZM183 249H182V247H181V250H180V248L178 249V251H180V253H178L177 255H180V256H178L180 258L182 256H184V254H185ZM207 249L209 250V253L207 254L208 257L207 256L205 257V252L207 251ZM50 250H52V253L48 252ZM128 250H127V253L129 252ZM149 250L150 249H148L147 251L149 252ZM58 251L61 252L60 249ZM94 251H93V253H94ZM140 251H142V248ZM147 251H146V253H148ZM224 251L225 250L220 252V250H219L218 252L222 253L221 255L223 256V254H225V252H226V251L225 252ZM33 252L35 255L32 254ZM36 252H37V254H36ZM84 252H83V254H85ZM135 252H134V250L132 251V253H133L132 256L137 255V257H139L141 260H142L143 256H144V260L148 259L146 257L147 254L140 257V253L136 254ZM151 252H152V250H150V253ZM127 253H126V255L129 254V253L128 254ZM137 253H138V251H137ZM181 253L183 254L182 256H181ZM228 253H226L225 256L226 255L229 256ZM123 254L125 255V252ZM62 255L59 254V257H62V258H63V256L65 257V255H63V256ZM93 255L92 256L90 255L91 256L90 259L94 260V261L91 262V260H88V262L90 261L91 264L93 262H94L93 264H95V262H98V264H100L102 261V259H100V258H102V256L100 257V255H99L100 258L97 257V261H96V258H95L96 255H95V257ZM40 256L42 258H40ZM67 256L65 258H67ZM128 256H131V255H128ZM159 256H158L157 260H159ZM172 256H171V258H172ZM106 257H105V259H107ZM135 257H133V259L130 258L131 261L132 260L135 261ZM137 257H136V259H137ZM149 257H152V256H149ZM164 257L166 259L168 257L169 259L164 260ZM209 257H211L213 259L210 261V260H208ZM46 258H49V257H46ZM154 258H157V256L153 257V260H154ZM180 258H178L177 260H179ZM38 259H42L43 261H41V263H40L38 261ZM98 259L100 260V263H99ZM105 259H103V260H105ZM130 259L128 260V262L130 261ZM107 260L109 261V259H107ZM144 260H143L142 264L144 263ZM157 260H155V261H157ZM173 260L174 261H171V262L172 263L174 262L173 264H177L175 261L176 258ZM180 260H182V258ZM180 260H179V262H181ZM112 261H111V263H112ZM133 261L131 263L130 262L129 263L130 264L135 263ZM186 261L185 260L183 261L184 264H187ZM88 262L86 264L90 263V262L89 263ZM103 262L101 264H105ZM228 262H226V263H228ZM56 263H58V262H56ZM80 263H78V264H80ZM157 263L160 264L159 262H157ZM157 263H155V264H157ZM164 263H166V262H164ZM135 264H140V263L138 262ZM145 264H147L146 261H145Z\"/></svg>","mask_w":264,"mask_h":264},{"label":"rangeland","instance_id":"374dc122","mask_svg":"<svg viewBox=\"0 0 264 264\" xmlns=\"http://www.w3.org/2000/svg\"><path fill=\"white\" fill-rule=\"evenodd\" d=\"M29 1H30V2H29ZM32 1L35 2V3H37V4L39 3V2H37L38 0H37V1H36V0H35V1L32 0ZM32 1H31V0H27V3H26V4H28V3L31 4ZM46 1H47V0H46ZM54 1L57 2L56 0H49V2H51V3H53ZM62 1H63V2H62ZM65 1H66V2H65ZM68 1H69V2H68ZM74 1H75V0H74ZM76 1H77V0H76ZM76 1H75V2H76ZM78 1H79V0H78ZM135 1H137V0H135ZM151 1H153V2H151ZM151 1H147V2H148V3H151L152 6L149 5L148 3H146V4H147V6L149 5V6L151 7L152 10H151V9L148 10L147 8H149V6H148V7L146 6V8H145V5H144V9L147 10V11H150V12H148L149 14H148L147 16L145 15V16L143 17V18H145V20L142 19L140 16H138V14H135L136 17H138V19H141L142 21L144 20V23L148 20V22H146V23H147V26H150V27H151V25H154V24H155V20H156L155 18H153L154 15L152 16V13L154 12V14H156V13H155V10H156V12H158L157 8L160 10V9L163 7V6L161 7L160 5L165 4V6H166L167 4H169V3H168L169 0H165V2H164L163 0H161L160 2H163V3H160L159 0H156V3H157V4L160 3V5H158V6H159V7H158V6H156V3H155L154 0H151ZM173 1H174V0H173ZM177 1H178V0H177ZM55 2H54V4H52V6H53L52 9H51V7L49 6L50 8H48V9H46V10H52V11H53V10H55V9H57V8H60V7H63V8H64V7H67L68 5H71V4L74 3L73 0H61V2L58 0L57 3H55ZM59 2H60L61 4H60ZM64 2H65V3H64ZM67 2H68V3H67ZM72 2H73V3H72ZM145 2H146V0H145ZM169 2L172 4L171 0H170ZM178 2H179V1H178ZM180 2H182V1H180ZM35 3H34V4H35ZM66 3H67L68 5H67ZM69 3H70V4H69ZM85 3H86V1H84V2H83L84 5H83V4H82V5L86 7L88 4H87V3L85 4ZM166 3H167V4H166ZM1 4H2V3H1ZM1 4H0V7L2 6ZM37 4H35V5L37 6V8H38V7H42V9H44V8H43L44 5H40V4H38V5H39V6H38ZM63 4H64L65 6H64ZM153 4H154V6L157 7V8H155V7L153 6ZM6 5H7V4H6ZM6 5H4V6H2V7H3V8H6V7H7ZM57 5H58V6H57ZM62 5H63V6H62ZM98 5H99V3H98V4L96 3L95 7H96V6H97L98 8L101 7V5H99V6H98ZM21 6H23V5H21ZM21 6H20V7H21ZM47 7H48V5L46 4V5H45V8H47ZM8 8H9V5H8ZM37 8H36V9H37ZM54 8H55V9H54ZM98 8H97V11H99V10H100V11L102 10V11L99 13V12H97L96 10H93L94 12L96 11V12L93 14V13H92V10H91V13H92V14L90 15V17H91L92 15H95V16L97 17V19L99 18V19H98V20H99L98 22L100 23V26L105 25V27H106V26H108V27H112V25L108 23V18H107V17H108L107 13H108V10L110 11V6H107V8H106V6L104 5V8H103V7H102V9L99 8V10H98ZM154 8H155V9H154ZM196 8L198 9V7H194L193 9H196ZM6 9H7V8H6ZM42 9H41V11H42ZM76 9H77V8L72 9V12H71L70 15L68 16L69 18H67V20H68V19H71L72 17H73L75 20H76V18L79 20V15H80V16H86V15L89 16V13H90V12L81 15V14L77 11L78 9H77V10H76ZM103 9H105V10H103ZM197 9H196V10H197ZM39 10H40V9H39ZM39 10L37 9V11H39ZM74 10H75V11H74ZM23 11H24V10H23ZM23 11L19 12V14L21 13L20 15L23 14L24 16H26L27 14H30V12H27V11L23 12ZM76 11H77V12H76ZM152 11H153V12H152ZM103 12H104V13H103ZM106 12H107V13H106ZM78 13H79V15H78ZM101 14H102V15H101ZM104 14L107 16L105 19H104V17H105ZM150 14H151V16H150ZM60 15H62V14H60ZM75 15H76V16H75ZM135 15H134V16H135ZM24 16H22V17H24ZM87 16H86V17H87ZM184 16H186V15H184ZM196 16H197V15H196ZM75 17H76V18H75ZM86 17H84V18L82 17V18H80V20H81V19H84V21H85V20H89V22L92 21V20L89 19L90 17H89V18H86ZM136 17H135V18L133 17V18L135 19V20L133 19V20H134V24H133V25L126 24V25H129L128 27H126V25L123 26V25L121 24V26H120V24H118V25L120 26V28H119V26H118V28H119V30H120V33H122V34L119 33V30H118V28L116 27L117 29L115 30L114 35H115V36H116V35L118 36V35L120 34L119 36H121V37L119 38V39L121 40L120 42H119V39H118V42H119L118 45H119V47H120V48H118V49H120V51L117 52V54L119 53V55H120V53H121V55H123V52H121V50H123L124 48H127V47H124V41H125L126 38L123 39L124 37H122V36H123V35L125 34V32H126L127 30H129L130 28L133 29V27H131V26H134L135 29H138V28L140 27V25H141V24H138V23H141V20H140V22H139V21H136ZM147 17H148V18H149V17H150V18H153L154 20H153V19H150V18L148 19ZM56 18H57L58 20H57V19H56V20L53 19V20L51 21L52 24L54 25V27H51V26H53L52 24H51L50 28H48V25H47V28H45L44 26L42 27V25H39V27H38L39 30H38V28H37V29L34 28V29H36V30L38 31V33L36 34V33H35L36 30L34 31V29L31 28V29H32L31 34H32V32H34L36 35H39L40 37H43V36H41V35L46 34V33H51V32H52V29H51V28H53V31H54V28L56 29V28H58L59 26H61V24L59 23V21H61V19H62L63 17H62V16H61V17L58 16V17H56ZM59 18H61V19H59ZM73 18H72V19H73ZM85 18H86V19H85ZM100 18H101V19H100ZM106 19H107V20H106ZM138 19H137V20H138ZM78 20H77V21H78ZM80 20H79V22H80ZM149 20H150L151 25H148V24H149ZM151 20H152V21H151ZM63 21H65L64 18H63L62 21H61L62 25H63ZM84 21H83V23H84ZM106 21H107V23H106ZM53 22H54L55 24H56L57 22H58V23L55 25ZM81 22H82V20H81ZM85 22H86V21H85ZM89 22H87V23H89ZM92 22H93V21H92ZM102 22H104L105 24L102 23ZM137 22H138V23H137ZM99 23H97V24H99ZM101 23H102V24H101ZM146 23H145V24H146ZM58 24H60V25H58ZM135 24H137V25L135 26ZM155 26H157V25L155 24V25L153 26L154 29L158 28V27H155ZM121 27H122V30H121ZM150 27H146V29L149 30V29H151ZM42 28H43V29H42ZM91 28H92V30L90 31L91 33L88 32L87 35H92V36H93V35H94V36L96 35L95 38L97 37V35H98V37H99V36L101 37L100 34H102V33H99V32H97V34L95 33V32L97 31V28L95 29L96 31L93 29V27H91ZM91 28H90V29H91ZM112 28H113V27H112ZM125 28H126V30H125ZM153 28H152V29H153ZM31 29H30V30H31ZM41 29H42L43 31H42ZM46 29H48V30H46ZM44 30H46V31H44ZM93 30H94L95 32H94ZM123 30H125V31H123ZM47 31H48V32H47ZM92 31H93V32H92ZM98 31H99V30H98ZM117 31H118V34H116ZM122 31L124 32V34H123ZM150 31H151V30H150ZM41 32H42V34H41ZM39 33H40V34H39ZM92 33H93V34H92ZM29 34H30V33H29ZM29 34H28V35H29ZM35 34H32V35H35ZM28 35H26L27 37L25 36V38L22 37L21 39H22V40H26V41H28ZM32 35H31V36H32ZM102 35H103V34H102ZM31 36H29V37H31ZM44 36H45V35H44ZM94 36H93V37H94ZM70 37H71V38H70ZM72 37L74 38V36H69L70 39H72ZM93 37H92V38H93ZM104 37H106V36L103 35V38H100V39H103V41H105V40H104ZM86 38H91V36L86 37ZM59 39H60V41H61L62 38H59ZM70 39H64V40H68V41H69ZM19 40H20V39H19ZM64 40H63V41H64ZM89 40H90V39H89ZM89 40H87V41H89ZM122 40H123V41H122ZM2 41H4V40L0 39V44H1ZM16 41H17V40H16ZM16 41H15V40H11V43H9V42H10V41H9V42H8V45H11L10 47H12V48L14 47V48H15V45H12V44H14V43L16 44V43H17ZM12 42H13V43H12ZM122 42H123V43H122ZM64 43H65V42H64ZM64 43H63V44H64ZM66 43H67V42H66ZM52 44H53V43H52ZM52 44H51V43H50V44H47V46H50V45H52ZM130 44H131V42H130V43H127L128 46H129ZM27 45H28V43H27ZM72 45H73V44H72ZM98 45H101V46H102V43H100V44H98ZM98 45L94 46L95 49L97 48V49L95 50V55H97V54H101V53H102V52H100V51H102V50H99V49H101V47H99ZM16 46H18V45H16ZM18 47H19V46H18ZM123 47H124V48H123ZM16 48H17V47H16ZM16 48H15V49H16ZM108 48H109L111 51L113 50V48L111 49V47H108ZM108 48H106V51H105L104 55L102 56V57H104V58L101 59V61L104 60V59L106 60V61H105V64L103 65V67H104V68L107 67V68H110V69H112V70H113V68L115 69V67H116V69H118V68L121 67V66L123 67V64H122L123 62H122V61H121V62L118 61V60H120V57H122L121 55H120V56L118 55V59L116 58V61H118L117 63H115V62H116L115 60H112V61L107 60L108 53H109V52H108V50H109ZM121 48H122V49H121ZM110 50H109V51H110ZM126 50H127V49H126ZM126 50L124 49L123 51L126 52ZM98 51H99V52H98ZM30 54H31V53H30ZM32 54H35V55H36V52L32 51ZM32 54H31V56H32ZM105 54H106V55H105ZM35 55H33V56H35ZM31 56H28V57L26 56V58H25V57H22L21 59H19V61L17 60V61H12V62H9V61L6 62V60H3V61H5V62L7 63V68L5 67L6 64L3 65L4 63H1L2 61L0 60V69H1L0 71H1V74H2V75H0V80L4 77V76H3L4 73H2L3 71H5V74H4V75H9V74H10V76H5L3 79H8V78H13V77H15V74H16L15 71H16V70L19 71V72H17V73L21 76V73H20V70H21V69H20V67H21L22 65H19V64H23L24 62H27V63L31 62L30 59L33 57V56H32V57H31ZM100 57H101V56H100ZM23 58H24V59H23ZM46 58H47V57H45L44 60H45ZM94 58H96V57H93V60H94L93 63L97 64L96 67H99V70H101V68H100V66H99L100 64L97 62V59H94ZM22 59H23V60H22ZM47 59H48V58H47ZM25 60H26V61H25ZM31 60H32V59H31ZM35 60H36V59H35ZM42 60H43V58H42ZM42 60H40V59L38 60V59H37L36 62H37V61L39 62V61H42ZM44 60H43L42 62H44ZM45 61H46V60H45ZM95 61H96L97 63H96ZM108 61H110V62H108ZM114 61H115V62H114ZM22 62H23V63H22ZM107 62H108V65L106 66V63H107ZM111 62H112V65L115 64V65H113L114 67L111 66ZM113 62H114V63H113ZM10 63H15V66H14V64L12 65V64H10ZM102 63H104V61H103ZM109 63H110V66H111V67H109ZM119 63H121V64H119ZM1 64H2V65H1ZM24 64L27 66L26 63H24ZM91 64H92V63H91ZM95 64H93V65L95 66ZM98 64H99V65H98ZM117 64H118V66H119V65H120V66L117 67V66H116ZM11 65H12V66H11ZM48 65H49V64H48ZM48 65H45L46 67H45L44 65H43V67H41V69H43V72H46V71H44V68L49 69V67H47ZM50 65H51V64H50ZM93 65H91V67H93ZM3 66H4V67H3ZM8 66H9V67L11 66V67H10L11 69H13V68H14V70L16 69L15 71L12 70V72L14 71L13 74L15 73L14 75H13L10 71H9V72H10L9 74L7 73V72H8V71H6L7 69H8V70H11ZM16 66H17V67H16ZM19 66H20V67H19ZM53 66H54V65H52V67H51V66H50V67L54 69L56 66H55V67H53ZM101 66H102V64H101ZM15 67H16V68H15ZM18 67H19V68H18ZM24 67H25V66H24ZM96 67H93V68H96ZM103 67H102V69H103ZM122 67H121V68H122ZM2 68H4V69H2ZM5 68H6V69H5ZM17 68H18V69H17ZM19 69H20V70H19ZM22 69H23V66H22ZM25 69H27V68H25ZM56 69H58V68L56 67ZM97 69H98V68H97ZM110 69H109V70H110ZM123 69H124V68H123ZM49 70H51V69H49ZM118 70H119V69H118ZM22 71H23V72H22V75H23V76H25V75H26V76H27V75H31V74H28L27 70L25 71V72H27V74L24 72V69H23ZM47 71H48V70H47ZM59 72H61V71L59 70ZM64 72H65V71H64ZM64 72L61 73V74L64 75V77H67V76L70 77V76H71L70 73L65 72L66 74H64ZM129 72H130V71H129ZM23 73H24L25 75H24ZM29 73H31V71H30ZM57 73H58V72H57ZM11 74H12V77H11ZM44 74H45V73H44ZM44 74H43V76H44ZM16 75H17V74H16ZM32 75H33V74H32ZM59 75H60V74H59ZM63 75H62V76H63ZM65 75H67V76H65ZM1 76H3V77L1 78ZM60 76H61V75H60ZM62 76H61V77H62ZM28 77H30V76H28ZM41 77H42V75H41ZM67 78H68V77H67ZM3 79H2V80H3ZM70 79H71V77H70ZM72 79H73V78H72ZM128 81H129V80H128ZM112 82H113V81H112ZM126 82H127V81H126ZM107 83H108V82H106V83L104 84L105 86H107V88H109V87L112 88V89L115 88V89H113V90H115V91H119V93H120V92H121V93H122V92H125V90L127 89V92L130 91V92H133L134 94H138V93L143 89V87H142L143 85H142V86L139 85V86H136V87L134 88L133 86H135V85H134V84L130 85L131 82H130V84H129V83H126V86H127V87H124L125 83L123 82V83H124V85H123V84L121 83V81L118 82V83H121V86H120L118 83H115V82H113V83H111V84H110V82H109L108 84H107ZM1 84H2V86H3V85H4V86L9 85V87H8V86H7V87H4V86H3L4 88H2V86H0V91H2L1 94L4 95L5 93H8V92H9L8 90H10V87H11V86H10V84H8V83H7V84L5 83L6 85H5L4 83H1ZM1 84H0V85H1ZM116 84L119 85V88H118V86H117ZM128 84H129V86H128ZM110 85H111V86H110ZM122 85H123V87H122ZM108 86H109V87H108ZM113 86H114V87H113ZM131 86L133 87V89H132ZM120 87H122V88H120ZM141 87H142V88H141ZM6 88H7L8 90H6ZM11 88H12V87H11ZM105 88H106V87H105ZM125 88H126V89H125ZM129 88H130V90H128ZM139 88H140V89H139ZM2 89H3V90L5 89V90L3 91ZM12 89H13V88H12ZM28 89H29V88H28ZM28 89L25 90V89L23 88L22 91H20V92H23V91L25 90V91L23 92V94L26 93V92H27V94H28L29 91H30V94H31V92L34 91V90H32V91L29 90V91H28ZM117 89H118V90H117ZM136 89H137V90H136ZM13 90H14V89H13ZM5 91H6V92H5ZM14 91H16V90H14ZM4 92H5V93H4ZM11 92H13V91L11 90L9 93H11ZM20 92H14L13 94L16 95L17 93L19 94ZM9 93H8V94H9ZM8 94H5V95H8ZM27 94H26V95H27ZM2 95H1V96H2ZM28 95H29V94H28ZM106 95H107V94H106ZM1 96H0V100H1V98H3V97H1ZM11 96H12V93H11ZM233 96H234V97H233ZM12 98H13V96H12ZM48 104H49V103H48ZM48 104H47L46 107H45V106H43V107H42V106H39V108L41 107V109H43V108L45 107L46 110H44L45 108H44L43 110H41V109L39 110L38 107H37V108H36L37 110L35 109L36 112H37V114L39 113V111H41V112H42V111H44V112L46 111V112H47V111L49 110V112H51V110L53 109V107H51V108H52V109H51L50 106H48ZM126 105L129 106L128 104H125L124 106H126ZM124 106H121V104H120L119 108L117 109V110H118V114L121 115L122 118H124V116H123V115H124L123 112H124V111H125V113L127 112V111H126V110H127V109H126L127 107H125V110H123V109H124ZM48 107H49L50 109H49ZM72 107L74 108V106H72ZM33 108H34V107H33ZM33 108H32V109H33ZM121 108H122V109H121ZM3 109H4V108L2 107V109L0 110V111H1L0 114H1L2 112L5 113V110H3ZM32 109L29 110V112H30V111L32 112ZM47 109H48V110H47ZM119 109H120V113H121V111H122L121 114L119 113ZM29 112H28V114H27V115H29V116H30L32 113H35V112H32V113L30 114ZM46 112H45V113H46ZM116 112H117V111H116ZM9 113H10V112H9ZM11 113H13V114H11ZM11 113H10L11 116L13 115L12 117H15V116H16V117L14 118L15 121L18 120V119L16 120V118L18 117V115H19V117H20V115H21V117L23 118V119H22V118L20 117L19 119L21 120V122L23 121L24 124L22 123V125H21V122H20L19 120H18L19 122L17 121V122H18V125H20V127H21V126H24V125H25V127H27V126H29L31 123L33 124V122L36 121V119H35L36 116L38 117V115H39V114H38V115H34V116H35V117H34L33 114H32L31 116H32L33 119L35 120V121H33L31 117H30V118H31V120H30V118L26 115V113H25V114L23 113L24 116H25V118L22 116L23 114H18V115H17V114H14V112H11ZM45 113H44V114H45ZM10 114H9V116H10ZM35 114H36V113H35ZM41 114H42V113H41ZM47 114H49V113L47 112ZM126 114H127V115H125V118H124V119H122L121 116H119V115H118V116L120 117V119H122V120L124 121V120H126V116H127L128 118H130V117L128 116V113H126ZM137 114L139 115V113H137ZM14 115H15V116H14ZM11 116H10V117H11ZM26 116H27V118H29V119H28V120L30 121L29 123H28V121H27V119H26ZM39 116H43V115H39ZM1 117H2V116L0 115V119H1ZM137 117H139V116H137ZM39 118H40V117H39ZM128 118H127V121L129 122L130 120H129ZM11 119L13 120V123H12V120H11V123L14 124V126H15L14 128L12 127L13 125H9V124H6V123H3V124L0 123V129H2V130H4V129L7 130V128H9V127L11 126V128L8 129V130H11V131H8V130H7V131H8V134H11L12 132L16 131V130H17L16 127L18 128V130L20 129V127H18V125H17V122H14V119H13V118H11ZM24 119H26V120H25V121H26V124H25V122H24ZM122 120H121V121H122ZM123 121H122V124L124 123ZM36 122H37V121H36ZM27 123H28V124H27ZM56 123H57V121H56ZM210 123H211V124H210ZM4 124L7 125L6 128H5V125H4ZM32 124H31V125H32ZM34 124H36V123H34ZM34 124H33L32 126H36V125H34ZM53 124H54V123H53ZM126 124H127V122H126ZM216 124H217V126H216ZM3 125H4V126H3ZM8 125H9V126H8ZM56 125H58V123H57V124H54V126H56ZM128 125H129V124H127V126H128ZM134 125H135V124H134ZM208 125H209L208 129L206 128V129H207L206 132H207L208 134H209L210 132L212 133L213 131H215V132H213V133H216L217 130H219V131H218L219 133L217 132L216 134L219 136L220 139H222L221 141L224 143L223 146H226L225 144L227 143L228 147H229V146H230V147H233L235 141H238V142H241V143H244V142L246 143L249 139H258V140H260L261 142L264 143V90H263V91L261 90V91L249 92L248 94H243V95H242V94H238L237 96H236V94H234V95H228V97H226L225 95H222V96H221V104H220V107H219L218 110L215 111V113H212V114H211L210 119H209V122H208ZM218 126H219V127H218ZM71 127H73L72 124H71ZM124 127H125V126H124ZM217 127H218V128H217ZM21 128H23V127H21ZM69 128H70V126H69ZM128 128H129V126H128L127 128H125V129L128 130ZM219 128H220V129H219ZM14 129H15V130H14ZM75 129H76V131H77V127H76ZM129 129H130V128H129ZM2 130L0 131V133L3 132ZM13 130H14V131H13ZM68 130H69V129H68ZM68 130H67V131H68ZM67 131H66V132H67ZM73 131H75V130L70 129V131H68L67 133H68V134H69V133L71 134V132H72L73 134H76V133H77L76 131H75V132H73ZM115 131H116V130H115ZM117 131H118V130H117ZM117 131H116V133H117ZM128 131H129V130H128ZM5 132H6V131H4V133H5ZM10 132H11V133H10ZM113 132H114V131H112L111 133L109 132L110 134L107 133L106 136H105L106 132H105V133H101V135L99 136V137H101L100 141H102V140L104 139V141H105V145H106V140H107L108 136H110V140H112V138H111V137H112L111 134H113ZM114 133H115V132H114ZM70 134H69L68 136H70ZM73 134H72V135H73ZM103 134H104V135H103ZM72 135H71V136H72ZM102 135H103L104 137H103ZM73 136H74V135H73ZM127 136H128V135H127ZM129 136H130V135H129ZM29 137H30L31 139L34 137V139H32V141L35 140V138H36L35 136L32 137V136H30V135H29ZM29 137H28V138H29ZM102 137H103V139H102ZM28 138H27V140H26V139H24V140H26V142H27V141L29 142L30 139H28ZM37 138H38V137H37ZM37 138H36V140H35L36 142H35V141H34V142L30 141V144L33 143V144H32V146H33L34 144L38 143L37 141H39L40 139H42V140H40V141H42V142H40V141H39V142L42 143L43 146L45 147L46 145H44L45 143H43V138H44V137H42V138L39 137V138H40V139L38 138L39 140H37ZM126 138H127V137H126ZM126 138H122L123 141H122V139L120 138L121 140H120V142L118 141V143L115 141L116 139L113 138V141H114V142L112 141L113 144H114V143H117V144H115V147H114V145H113L111 142H110V144H108L109 146L101 147V146H102V145H101L100 148H103V149H99V150H98L97 148H99V147H97L96 150L94 151V153H93V152H92V153H93L94 156H95L96 158H98V159H99V156H100L101 154H102V157L100 156L101 159H99V160H97V159L95 158V160H97V161H96V163H95V161L93 160V161H94V164H97V162L99 163L100 160H101L100 163H102L103 161H105V160H102L103 157H105V156H104V154H105V155H106V158H107V157H112V158L115 157L114 159H116V157H117V160L119 159L118 162H120V161L122 162V165H120L121 163L118 164V165L122 166V167L120 168V166L116 165V162H115V161H114L115 165H114L113 163H111V160H114V159H112V158H108L109 161H110V164H111V165L113 164L112 167L114 166V168H116V170H115V169H113V170L111 169V171H114V172L117 171V172H118L119 170H121V171H119V172H120V174H121V172L124 173V176H125L126 173H128V172L131 173V171L133 170L134 167H135V168L138 167L137 165H139V164L135 165V163H137V161H139L140 159L143 158V157H142L143 155L141 156V154H142L147 148L145 149L143 145H142L143 147H141V145L138 143V142H140L139 137H138V138H137V137L134 138V135H133L132 138H131V136L128 137V138H127L128 140H126ZM97 139H99V138H97ZM114 139H115V140H114ZM124 139H125V140H124ZM45 140H47V139L45 138L44 141H45ZM108 140H109V139H108ZM129 140H130V141H129ZM18 141L20 142L19 145H20L21 143H22V145H23V143H26L25 141L23 142V139H22V141H21V139H20V140H17V141L14 142V144H15L16 146H18V144L16 143V142H18ZM47 141H48V140H47ZM47 141H45L46 144H47V143H48V144H49V143H52V139L50 140V142H47ZM54 141H55V140H54ZM71 141H72V142H71ZM71 141H70V138H69V140H67V143H68V144L66 143L65 145H69V144H71L70 146H72V145L74 146V144H75V146H76V145H79V143H80V144L82 143V142H80V141H78V140H76V142H74V138H73V137L71 138ZM121 141H122V142H121ZM70 142H71V143H70ZM102 142H103V141H102ZM107 142L109 143V141H107ZM136 142H137L139 145H137ZM230 142H231L232 144H230ZM233 142H234V143H233ZM7 143L9 144L10 142H7ZM7 143H6V144H7ZM40 143H39V144H40ZM53 143H54V142H53ZM103 143H104V142H103ZM128 143H129V144H128ZM130 143H131V144H134V143H135V144H134V148H135L136 146H137V147L140 146V147H139V148H135L136 151H135V149H134V151H132V145H131ZM223 143H222V144H223ZM228 143H229V144H228ZM6 144H0V149H1V147H3V146L6 147V148L3 150L4 152L2 151V149H3L4 147L0 150V151H2V152L4 153L3 155H5V153H6L7 150L11 149V148H9V147H14V146H9L10 144L12 145L13 142L10 143L9 145H6ZM30 144H28V146H29ZM42 144H40L39 146H38L37 144H36V146H33L34 148H35V147L38 148L39 151H38L36 148L34 149V148L30 145L29 148H33L34 150L32 149L33 152H29L30 150L26 148V149H27V150L25 149L26 153H22V151H20V150H22V149L24 150V148H21V149L19 148L20 150L17 149L18 151L15 152L14 150L17 148V147L15 146L16 148L14 147V149L12 148L13 150H12V149H11V150H12L13 152H15L16 154H15V153L11 154L10 151H7L8 153H7L6 155H8L9 152H10L9 155H12V156H13V155L15 154V155L17 156V152H18V153L21 152V153H22V154H21V155H22V158L20 157V153H19V156H18V157H15V158L18 159V162H16L17 159H15V158H14L15 160H13L12 162L15 161V162L17 163V166H18L17 169H18V170L23 169V168H20V166H22V167L28 166L27 168H24L25 171H26V169L28 170V168H29V169L31 168L32 170H34V172H35V170H36L35 175H36L37 178H38L37 175H39L38 173H41L42 176L39 175L40 177H42V178L39 177L40 180L42 179L41 181H43V179H45V178H48V179H49V177H50V179H51V178L53 179L54 176L52 177L51 175H52V174H55V171L57 172V170H59V171L57 172V173H59V176L56 174L55 177L58 176V177H57L58 179H62L61 176H62L63 174L60 173V172H62V171L60 170V168H61V166H64V165H65V164H64V163H65L64 160L68 161V159H76L75 161L78 162V161L80 160L79 162H81L82 159L84 158V156H86L87 154H88V155H87L85 158H88V159H94V156H92L91 151H90V150H86V149H79L80 151L77 150V151H78V154H77V153H76V154H74V153L72 154V153H71L72 150H71V151L68 150V152H66V151H64V149H62V150H63L64 152H66L67 154L70 152L71 157H73L74 155H75L76 157H77V155L79 156V157H77V158H75V157H74V158H71V157H70V158L66 159V158L68 157L67 154L65 153V156H64V154L62 153L61 148H60V149H59V152L62 153V154H60V155H62V156H58V157H57V154H58L59 152H58V149L55 150V147H56V148H59L60 146H59V145L56 146L57 144H55V143H54L55 145H54V144H52V145L49 144V145L52 147V148L50 147L51 150L54 149L55 151H54V150H53V151L56 152V153L58 152V153L56 154V153H54L53 151H51V150L49 149V151H50L49 153L52 152V153H54V154H56V155H55V156H54V155H48V154H49V153L47 152L48 149H47V148H44V147L42 146ZM48 144H47V145H48ZM123 144H124V145H123ZM125 144H126V145H125ZM22 145H21V146H22ZM49 145H48V147H49ZM112 145H113V146H112ZM127 145H128L129 147H131V150H130V148H128ZM7 146H8V147H7ZM21 146H19V147H21ZM37 146H38V147H37ZM40 146H42L43 148H39ZM53 146H55V147L53 148ZM103 146H104V145H103ZM119 146H120V147H119ZM122 146H123V147H122ZM124 146H127V147H124ZM22 147H27V143H26L25 146L23 145ZM61 147H62V146H61ZM107 147H108V148H107ZM109 147H110V148H109ZM112 147H114V149H113ZM220 147H221V146H220ZM228 147H227V148H228ZM62 148H64V147H62ZM106 148H107V149H106ZM115 148H119L120 151L124 150L126 153H128V151H129L130 153H133V154L128 153V154H129V159H128V156H124V160H125V162H127V161L129 162V160H130V162H132L131 160H133V162H132V166H130V167H131V168H130L131 170H130V169L127 170V168H129V167H127V168L125 167L124 160H123V161L121 160V158H122L123 156H121V158H118L119 155H122V154H121L122 152L120 153L119 150H118V152L116 151L117 153H115V152H114V151L116 150ZM122 148H123V149H122ZM124 148H125V149H124ZM140 148H141V149H140ZM143 148H144V149H143ZM43 149H47V151H46L47 153H45ZM105 149H106V150H105ZM112 149H113V150H112ZM121 149H122V150H121ZM127 149H128V151H127ZM28 150H29V151H28ZM35 150L37 151V154L40 155V156H41V154L43 153L42 156H44V155L46 154V155H48L49 157H52L51 159L49 158L50 160H46V159H48V158H46L47 156H44V157L41 156V157H39V159H38L39 163L42 161V162H41L42 170H40L41 167L39 168L40 172H38L39 170L37 169V168L40 166V164H36L38 161L35 159V158H36V151H35ZM42 150H43V151H42ZM65 150H66V149H65ZM84 150H85V153L83 152V153H84V154H83L82 151H84ZM97 150H98V151H97ZM108 150H111V151L109 152ZM142 150H143V152H142ZM165 150H166V151H170L169 149H164V151H165ZM25 151H23V152H25ZM77 151H75V152H77ZM87 151H90V153H89V152L87 153ZM102 151H103V152H102ZM107 151H108L109 153H108ZM140 151H141V153H140ZM2 152H0V153L2 154ZM27 152H29L30 155L27 154ZM98 152H99V153H98ZM106 152H107L108 154H106ZM111 152H113L114 155H116V156H114ZM33 153H34V156H35V157H32V158H34V161H37V162H32L33 164H31L30 167H29V165H27V164H30L29 162L26 163V165L24 164L25 166H24V165H21V162L24 163L25 161H21V162H20L19 157H20L21 160H22L23 158H24L23 160H25V156H26V155H27V157H29V156H31V154H33ZM44 153H45V154H44ZM81 153H82V154H81ZM110 153H111V156H110ZM119 153H120V154H119ZM126 153L123 152V154H126ZM139 153H140V154H139ZM144 153H145L144 158H147V157H150V155H153V153H151V154L148 153V154H149V155H148V154H147V151L144 152ZM144 153H143V154H144ZM165 153H166V152H165ZM165 153H164L163 155H161V157L165 156L163 159H166V156H167V157L170 159L171 154L169 153V154H170V156H169L168 154L165 155ZM167 153H168V152H167ZM23 154H25V156H24ZM85 154H86V155H85ZM89 154L92 156V158H90L91 156H89ZM118 154H119V155H118ZM138 154H139V156H140L139 158H138ZM146 154H147L148 156H147ZM212 154H213V153H212ZM58 155H59V154H58ZM68 155H69V154H68ZM107 155H109V156H107ZM112 155H113V156H112ZM136 155H137V156H136ZM63 156H64V157H63ZM69 156H70V155H69ZM80 156H82V157H80ZM131 156H132V157H131ZM135 156H136V158H135ZM145 156H146V157H145ZM154 156L157 157L155 154H154ZM213 156H214V157H213ZM13 157H14V156H13ZM53 157H55L57 160L59 159V157H61V158L63 157V158H62L63 160H60V161L58 160V161H57V160L55 159V160H56V162H55V161L52 160V159H54ZM119 157H120V156H119ZM125 157H126V159H128L127 161H126ZM133 157H134V159H133ZM152 157H153V156H152ZM155 157H153L154 159L151 158L154 162H153L152 160H150V163L153 162L154 165L157 164V163H155L156 159H160V161H163L162 158H160L159 156H158L157 158H155ZM201 157H202V156H201ZM203 157L206 158V156H203ZM233 157L236 158V156H233ZM41 158H44V159H41ZM79 158H80V159H79ZM85 158H84V159H85ZM130 158H131V159H130ZM207 158H208V159H207ZM207 158H206V159H207L206 164H207L208 162H210V165L212 164V166H213V164L215 165V163H216V161H217V159H218V157L216 156V153L213 154V155H210V157L207 156ZM239 158H240V157H239ZM135 159H136V160L138 159V160L135 161ZM169 159H167V160L169 161ZM51 160L53 161V162H52V165H50V163L47 162V161H50V162H51ZM167 160H166V161H167ZM170 160H171V159H170ZM173 160H174V159H172V161H173ZM43 161H46V162H43ZM71 161H72V160L68 161V162L66 163V165H68V164H70V163L73 164L72 162H74V160H73L72 162H71ZM93 161H92V162H93ZM158 161H159V160H158ZM158 161H156V162H158ZM166 161H165V162L163 161V162H164L163 164H165V165L167 166L170 162L168 163V161H167V164H166ZM172 161H171V163H170L171 166H172V163L175 162V161H173V162H172ZM54 162H55L57 165H59V167H60L59 169H58V168L55 169V168L58 167V166H57V165L54 166V165H55ZM58 162H61V164H58ZM62 162H64V163L62 164ZM79 162H78V163H79ZM112 162H113V161H112ZM118 162H117V163H118ZM252 162H256V161H252ZM23 163H22V164H23ZM42 163H43V165H42ZM46 163H47V165H46ZM153 163H151V164H153ZM158 163H159V162H158ZM18 164H19L20 166H19ZM35 164H36L37 168L34 167ZM53 164H54V165H53ZM123 164H124V165H123ZM170 164H169L168 166H170ZM173 164H174V163H173ZM175 164H178L177 166H179V165L181 164V162H179V163L176 162ZM175 164H174V165H175ZM186 164H187V163H185V165H186ZM33 165H34V166H33ZM66 165H65V166H66ZM73 165H76V163H74ZM77 165H79V166H77ZM77 165H76V166L78 167V169L80 168V170L83 169V168H81V167H84V168H85L84 165H80V164H77ZM91 165H93V163H92ZM91 165H90V166H91ZM182 165H184V162H182ZM185 165H184V166H185ZM208 165H209V163H208ZM210 165H209V166H210ZM14 166H15V170H16V167H17L16 164H15ZM32 166H33L34 168H33ZM43 166H45V167L43 168ZM46 166H51V167L53 166L52 168H51V167H49V168H50V169H53V168H54V169H53L54 171H53V172H52V170H51V171H50V170L48 171V169L46 168ZM90 166L88 167L89 169L93 168L95 165H94L93 167L91 166V168H90ZM180 166H181V165H180ZM186 166H187V165H186ZM212 166H211V167H212ZM123 167H124V168H123ZM35 168H36V169H35ZM95 168H96V167H95ZM95 168L92 169V170H96ZM117 168H119V170H117ZM125 168H126V169H125ZM24 169H23V170H24ZM45 169H46L48 172L45 171ZM122 169H123L124 172L122 171ZM124 169L127 170L128 172H126ZM164 169H165V168H164ZM18 170H17V171H18ZM23 170H22V171H23ZM32 170H28L29 172H32V173L26 172L28 175L25 173V171H23L27 176H26L25 174H24L25 176H24V175H21L20 172L23 173L22 171H20V172L18 171V172H17L18 175L20 174V176H21L22 178H24V181L20 178L21 181H23V182H21V183H24V182L26 181V178H28V179L30 180L32 177L30 178L29 176H31V175L34 177V175H33L34 172H33ZM43 170L46 172L45 175H48L49 172H50V173L52 172V174H49L50 176L45 177V175L42 174V173H43V172H42ZM134 170H135V169H134ZM134 170H133V171H134ZM96 171H97V170H96ZM111 171L109 170L108 173H111ZM133 171H132V174H133L134 172H136V171H134V172H133ZM143 171H144V170H143ZM148 171H149V170H148ZM165 171H168L167 168L164 170V172H165ZM14 172H16V171H14ZM117 172H115V173H117ZM125 172H126V173H125ZM139 172H140V170H139ZM149 172H150V171H149ZM36 173H37V174H36ZM47 173H48V174H47ZM141 173L144 174V175H145V173H146V175H147V174L149 175V173H147V170L144 171V172H140V173L136 172V174L138 175V178H139V174H141ZM136 174H134V176L132 175V177H130L131 174H129L128 176H129L130 179H133V180H134V177H135V178L137 177ZM43 175H44V176H43ZM152 175H153V174H152ZM158 175H160V174H158ZM158 175H155V174H154V176H152V178L154 179V178L157 176V178H159V179L161 180L162 178H161L160 176H158ZM3 176H4V175H3ZM6 176H7V175H6ZM6 176H4L5 178H4V177H3V178H4L6 181H8L9 184H10V181H11L12 178L10 177V179H6ZM115 176H116V178H117L118 173L115 174ZM122 176H123V174H122ZM128 176H126V178H127ZM140 176H141V175H140ZM149 176H151V175H149ZM149 176H147V177L145 176V178H151V177H149ZM36 177H34L33 182H31L32 179H31L30 181L27 179V180H28V182L26 181V182L28 183L27 185L30 186V185H31L30 182H31V183H34V180H35ZM43 177H45V178H43ZM75 177L78 178V175L75 174L74 177H73L72 179H70V181L67 180V181H69V182H67V183H70V182H73L74 180H76ZM141 177H142V176H141ZM3 178H2V179H3ZM7 178H9V177H7ZM37 178H36L35 182L37 181V183H39V181H38L39 178H38V180H37ZM119 178L123 179L122 177H119ZM119 178L116 179V184H110V185H114L115 187H119L118 185L120 184V188H121V189H119V190L117 189V190H118L119 192L121 191L120 193L125 195V193H123V191H122V188H124L125 185H126V186H129L130 184H132V181L129 180V184H128V183H127V182H128L127 179H129V178L125 179V177H124V179L127 180V182H125V185L122 186V182H123V184H124V181H123V180H119ZM138 178H136V179H138ZM142 178H143V177H142ZM50 179H49V180H50ZM52 179H51V181L54 180V179H53V180H52ZM58 179H57V180H58ZM155 179H156V178H155ZM159 179H156V181H158ZM164 179H165V178H163L162 180H163L164 182H166L167 180L165 181ZM5 180H3V181L5 182ZM9 180H10V181H9ZM13 180H14V179H13ZM13 180H12V181H13ZM49 180H48V182H49ZM55 180H56V178H55ZM71 180H73V181H71ZM118 180H119V181H118ZM162 180H161V181H162ZM12 181H11V182H12ZM19 181H20V180H19ZM19 181H18V182H19ZM41 181H40V182H41ZM44 181H47V179H45ZM44 181L41 183V185L38 184V185L40 186V188H43V189H44L45 186H47V185L44 183ZM117 181H118L119 183H117ZM120 181H122V182H120ZM134 181H135V180H134ZM134 181H133V184H132L133 186H132V187H133L135 190H133V188L131 187V185H130L128 188L133 190V191L130 192V193H134V191H135L136 193H134V195H132V196H131L130 193L126 194L127 197H125V198H127L128 201H122V202H121V205H122V203H123V206H122V209H124L123 213H122V212H118L120 209H119V210L117 209L118 211H117V212H116V211L114 212V213L117 214V216H118V213H120L121 217L119 216L118 219H117V216H116V214H115V216H116V218H115L116 220H115V219H112V216H110V212H111V211H110V212H107V210H106V211L102 210V211H104V212H102V211L100 212V214L102 215L101 217H99L100 220H101V219L103 220L104 218L106 219V217H108V218L111 219V220H110V221H106V220H105L107 223H106L105 221H103V223H101L102 225H96V227L102 226V227L97 228L99 232H101L103 229H105V230L108 229V231L113 230L114 226L120 228L119 225L122 223V224H121V228H122V229H119L118 231L116 230V231L113 232V233L115 234V236L117 235V236H116L117 238L114 237V238L116 239V241L114 242V241H113V240H114L113 238H112V239H109V240L113 241L114 244H112L113 242L111 243V241H109L108 239H104L103 237H102V238H99V237H98L99 235H103V236H105V235L107 234L106 232H108L107 230H106V232H105V230L103 231V233L105 232L106 234L98 233V231H96L97 233L95 232L96 234H93L94 236H95V235H96V236L98 235L97 238H96V236H95L96 239H101V240L104 239V240H102V242H103V243H102V242H100L101 240H95V239L91 238V240H94L93 242H94L96 245H97L98 243H96L95 241H97V242L99 241L100 244H101V246H100V244L97 245V246L95 245V246H96V247H95V251H96V249L98 248V246H100V248H98L97 252L105 251L107 248H105V250H103V248H104V247H103L102 250H101V247H102L104 244H105V245H104L105 247H106V245H107V247H108V244H110L109 247H111V248L108 247L109 249H107V252H106L105 256H103V254H104L105 252H102L103 254L98 253V254L96 255L97 252H95L94 249H93V248H94V247H93L94 245L91 246V244H92L91 242H92V241L89 240V239H88L89 241H88L87 243H89V242L91 243V244H90V246L92 247L91 249L94 251L95 254L93 253V251L91 252L90 248H88L89 246H87V245H88L87 243H84V244L81 243V244H82V247H81V245H80V247H78V246L76 245L77 248H73V251H74L75 253H77V251L79 252L80 249L84 248L83 250H84L87 254L89 253V252H87V251L90 250V253H89V254H90L91 256L94 254L93 256L95 257V255H96V257H95V258H96V261H97V257L100 258V257L102 256V258H100V259H102L101 263L104 261L103 263H105V264H113L114 262H115L114 264H130V263L133 261V260L131 261V259H133V257H135V256L137 257V255L132 256V255H133L132 251H133V250H134V252L136 251V250H135V246H137V242H138L139 240H142V241H143V240H144V241L147 240V242L145 241V243L142 242V241H141V242L139 241V242H140L139 245H141V246L138 247V248H136V249H138V250H137L138 253H137V251H136L135 253H136V254H139V253H140V257H142L143 255H146V254H147L146 257H147L149 260H148V259L144 260V256H143L142 260H141L139 257H137V259H136V257H135V261H133V262H135V263H138V262H139L140 264H142V262H143V260H144V263H143V264H145V261H146L147 264H148L149 262H150L151 264H155V263H157V262H159L160 264H162V263H161L162 261H160V260H162V259H160V258H162V257H161V254H163V253H161V252H162V251H161V252H160V256L158 255V253H159V251H160V246H159V245H162V244H163L162 247H161V250H163V249H165V248L168 250V249H169L168 247H171V246H173V245H178V242H176V241L173 242V239L175 240V238L170 236V235H172V231H173V230L175 231V229H174L173 227H175V228L177 227V228H176L177 231L180 232V230H181V233L178 232V233H177V237H176V238L180 239L179 242H183V243H185L186 245L189 244V243L193 245V244H194L193 241H194V242L197 243V244L195 243L194 245H198V244H199V245H200L199 247L204 248L203 246H207V247L209 246L208 249H211L213 252L210 250V254H208V253H209V250L207 249L208 252H207V251H206L207 253L205 252V257L207 256V254H208V255H211V256L214 257V258L216 257L217 259H218V257L221 256L220 258H225V259H224V262H225L226 260H227L226 262H228V258L230 259V255H229V254L231 253V252L228 253V251H230V250H227V249H229V248H228V247H229V246H228V243H229V245H230V241H231L230 238H234V237H235L234 234H232V235H233V236H232L231 233L229 232V229H227V228H228V227H227L228 223L231 222V220H229L230 222L227 221L230 217H229L228 219H227L226 217H223V219H222V217H220V220H221V221L219 220V218H215V219L208 220V222H207V220H205L201 214H202L203 211L206 210V209H207V210H213V209L216 210V209H217V207H216L217 205H216V204H218V205L220 204L221 206H222V204L224 205V203L221 204V202H223V200H222L223 198H224V200H225V199H227V198L230 197V196L235 197V194H238V193H231L230 196H227V195H224V194H223V195H224V196H223V195L220 194L219 191H218V192L216 193L217 196H218V193H219L220 195H222V196H221V198H220V196H219V198H218V197L216 198V197H215L216 195L213 194V193L216 192V189H217V188L214 187V189H213V187L211 186L213 192H212V190H209V191H210V192H209V191L206 189L207 191H205V193H206L208 196L205 195L206 198L203 197L204 199H206V200H205L206 202H205V201L203 202V200L201 201V199H199L200 202L198 201V202H196L195 204H192L193 206L189 204V205H188L189 208H188V209L186 208V210H185V207H187V204H188V203L185 204L186 206L180 203L181 205L184 206V207H183L184 209L182 210V209H181V205H179V203H177L178 205H176V202H173L172 204L174 205V203H175V205H174V207H171V206H173V205H172V204L170 205L171 202H169V203H168L169 207H168V205H167L166 202H165V203L162 204V205H163V206H164L165 204H166V205H165L164 207L161 206V207H163V208L158 207V208L161 209V210L158 209L159 212H158V211L155 212L157 209H156V208L153 209L152 205L150 204V203H151L150 201L145 200V198L143 199L142 197L139 198V197L141 196V195L139 196V194H140L141 192H144V190L146 189L145 187H148V186H146L147 184L145 185V187H142L146 182L143 181L144 184L141 185V184L143 183V182L141 181V179L138 180V181H139V182H138L139 184H138V183L135 184V182H137V181H135V182H134ZM8 182H7V183H8ZM48 182H46V183L48 184ZM140 182H141V183H140ZM167 182H171V183L174 184L175 181H171V180H169V181H167ZM7 183H5L6 186H8ZM13 183H16L15 180L13 181ZM13 183H12V184H13ZM21 183H20V182L18 183V185L20 184V185L22 186V187L19 186V189H20V190L23 189L21 192H20V190H18V185H17L16 187L14 186L15 184H13V186H12V184H11L10 187H11V188H12V187H15L16 189L14 188L13 190H10V191L8 190V189L10 188L9 186L6 187V188H8V189L4 188V186H5L4 184H1V186L3 185L2 188H1V186H0V188H1L0 190L3 189V191H0V192H2V193H0V198H1V199L4 198V200H2V202H1V201H0V202L3 203V204H1V206H2V205H3V206L6 205V206L4 207V211H3V212H6L7 215H10V214H11L9 211H11L12 214H13V213L15 214V211H16V210L13 209V206H12V205H16L15 208H16L17 206H19V204H20V206H22V207H26L25 205H23L25 202H26V205H27V201H28L29 199H31V201H33V202H34V201L36 202V200H37V198H38L39 200L41 199V201H37V202H38L37 204H38V205L40 204V206H41L42 200L44 201V200L47 198L46 196H48V194H47V195H44V194H45L46 189L48 190V187H49V186H47V188H45V189L43 190V191H44V192H43V191H41V189L37 186L36 183L32 184L30 187H29V186H25V185H26L25 183H24L25 185H24V184L22 185ZM43 183H44V184H43ZM113 183H114V182H113ZM62 184H63V183H62ZM117 184H118V185H117ZM127 184H128V185H127ZM148 184H149V183H148ZM34 185H35V187H34ZM59 185H61V184H59ZM59 185L57 186L55 183H54V185H51V186H52V187H51L52 190H54V189L57 190V187H60ZM110 185H108L109 187L106 186V187H107V190H108V189L111 190V188H110L111 186H110ZM139 185L141 186L140 188H139ZM23 186H24V188H23ZM41 186H43V187H41ZM55 186H56V187H55ZM126 186H125V187H126ZM153 186H154V185H151V184L149 185L150 188H152ZM25 187H26V188H27V187L30 188L31 191H30L29 189H27V190H28V191H27V190L25 189ZM31 187H32L33 189H32ZM36 187H37V188H36ZM149 187H148V188H149ZM49 188H50V187H49ZM60 188H61V187H60ZM60 188H58V190H60V191L62 192L63 190L60 189ZM112 188H113V187H112ZM137 188H138V190H137ZM141 188L144 189V190H142ZM150 188H149V192H148V193H158V192L160 191V190H159L160 187L158 188V186H157V188L154 186V190H153V191H152V189H150ZM155 188H156V190H155ZM228 188H229V187H228ZM228 188H227V190H228ZM4 189H5V190H4ZM35 189H36V190H35ZM37 189H38V190H37ZM39 189H40L41 192L44 193V194H42V195H43L44 197H46V198L42 197L41 193L39 192ZM124 189L126 190V193H127V188H124ZM139 189H141V190H140L141 192L139 191ZM157 189H158V191H157ZM210 189H211V188H210ZM16 190H18V191L16 192ZM34 190H35V192H34ZM55 190H54V191H55ZM107 190H106V192H107ZM110 190H108L110 196H111V195L114 196L113 194H111V191H110ZM218 190H219V189H218ZM231 190H232V188H231ZM8 191H9V192H8ZM14 191L16 192V194H15ZM32 191H33L34 193H32ZM129 191H131V190H129ZM129 191H128V192H129ZM137 191H139V192H137ZM214 191H215V192H214ZM10 192H12V193L14 194L13 196H17V194H18V197H19V198H18V197H14V198L7 197V196L12 195V194H10ZM24 192H25V193H24ZM30 192H31V193H30ZM36 192H38V194H40L41 196H39ZM46 192H48V191H46ZM55 192L58 193L59 191H55ZM102 192H103V191H102ZM104 192H105V191H104ZM104 192H103V194L106 193V192H105V193H104ZM119 192H118V194H116V196H117V195H118V196L120 195ZM124 192H125V191H124ZM35 193H36V194H35ZM48 193H49V192H48ZM59 193H60V192H59ZM100 193H101V192H100ZM107 193H108V192H107ZM107 193H106V194H107ZM137 193H139V194H137ZM146 193H147V192H146ZM7 194H8V195H7ZM27 194H30V195H31V198H29L30 195H27ZM103 194L101 193V195H103ZM106 194H105V195H106ZM109 194L106 195V197L109 196ZM211 194H213V195H211ZM19 195H21L22 198H23L24 195H26V196H24V198H25V197L27 198V196H28L29 199H28V198H27L28 200H27V199H20V196H19ZM33 195H35V196H33ZM37 195H38V196H37ZM101 195H100V196H101ZM105 195H104V197H105ZM124 195H123V198H124ZM126 195H125V196H126ZM214 195H215V196H214ZM260 195H262V193H261ZM2 196H3V197H2ZM98 196H99V195H97V196L94 195V200H92V201L96 202V201H95V198H97V199H96L97 201H100V200L102 199V197H101V198L99 197V198H100V200H99V199H98ZM128 196H131V199H132V197H133V199H132V203H130L131 200H129L130 197H128ZM212 196H213V197H212ZM5 197H7L8 199L5 198ZM33 197H34V200H32ZM119 197L122 198V196H119ZM119 197H115V196H114V197H112L111 199H110V197H107V199L109 198L110 201L112 200L111 203H113V199L115 198V200H116V199H118ZM189 197H190V196H189ZM191 197H192V195H191ZM207 197H209L211 200H214V199H215V200L220 199L221 202H217V201L214 200L213 203L216 205V206H215L212 202H210V199L208 200ZM211 197H212V198L215 197V198L212 199ZM226 197H227V198H226ZM35 198H36V199H35ZM120 198H119V199H120ZM123 198H122V200H123ZM125 198H124V200H125ZM92 199H93V198H92ZM109 199H108V200H109ZM14 200H16V201H14ZM17 200H19L20 203H18ZM21 200H22V202H21ZM24 200H26V201H24ZM103 200H104V201H107V200H105V198H103L101 201L103 202ZM137 200H139V201L137 202ZM207 200H208V201H207ZM4 201H5V203H4ZM10 201L13 202L14 204L12 203L11 205H9V202H10ZM92 201L90 200V201H88V202L90 203V202H92ZM101 201H100V202H101ZM116 201H117V200H116ZM120 201H121V200H120ZM120 201H119V202H120ZM133 201H136L135 203H137V204H135ZM218 201H219V200H218ZM11 202H10V203H11ZM15 202H17V204H16ZM33 202L28 201V203H30V204L33 203ZM39 202H40V203H39ZM100 202H98V204H99ZM108 202H109V201H108ZM108 202H107V203H108ZM114 202H115V201H114ZM119 202H117V203H119ZM127 202H128L129 204H128ZM208 202H209V203H208ZM215 202H217V203H215ZM6 203H7V204H6ZM22 203H23V204H22ZM78 203H79V202H78ZM80 203L83 204V202H80ZM85 203H86V201H85ZM85 203H84V204H85ZM111 203H110V204H111ZM124 203L127 204V205H124ZM140 203H141V204H140ZM143 203H144L145 205H144ZM147 203H148V206H146ZM199 203H200V204H199ZM210 203H211V204H210ZM4 204H5V205H4ZM34 204H35V203H34ZM34 204H32V205H33V206H32L33 208H35L34 206L37 205V204H35V205H34ZM100 204H101V203H100ZM100 204L97 205V206H99L98 208H97L96 206H94L92 203L89 204V206H88V205H87V206H88L89 209H90V207H91L92 205H93L94 207H96V208H94V209H100ZM113 204H114L115 206H116V205H120V204H116V203H113ZM130 204H132V207H133V208L135 207L134 211L132 210L133 208L130 207V206H131ZM133 204H134V206H133ZM142 204H143V205H142ZM152 204H153V203H152ZM198 204H199V205H198ZM7 205L11 206L12 208L9 207V206L7 207ZM28 205H29V204H28ZM28 205H27L26 208H22V207H21L22 211L25 210V209H28V210H25V212H26V211L29 212V210H31V208H30L31 205H29V207H28ZM103 205H104V206H103ZM107 205H108V204H106V202H105V203L103 202V204H102L101 206L104 208V207L107 206ZM135 205H136V206H135ZM138 205H139V206L142 205L143 208H142V207L140 208ZM220 205H219V206H220ZM263 205H264V204H263ZM263 205H262V206H263ZM1 206H0V208L3 207V206H2V207H1ZM40 206H39V207H40ZM93 206H92V207H93ZM150 206L152 207V209H151ZM153 206H154V204H153ZM166 206L168 207V209H167ZM175 206H176V208H175ZM177 206H179L178 211H177ZM211 206H212V208H211ZM213 206H215L216 209H215V207L213 208ZM236 206H237V207H236ZM236 206H235V209H236V210H235V211L233 210V211H232L233 213L230 212L231 215H232V214H236L237 212H238L239 214L241 213L240 210L237 211V208H239V205H236ZM241 206H242V205H241ZM258 206H260V205H258ZM92 207H91L90 211H91V210H94ZM129 207H130L131 209L128 210ZM154 207H156V206H154ZM7 208H9V209H13V210H9V211L7 210V211H5V209H7ZM19 208H20V207H19ZM33 208H32V209H33ZM137 208H140V209H137ZM169 208H170V209L173 208V209L170 210ZM17 209H18V208H17ZM89 209H88V210H89ZM101 209H102V208H101ZM104 209H105V208H104ZM107 209H108V208H107ZM122 209H121L120 211H122ZM136 209H137V210H136ZM143 209H145V210H143ZM174 209H176V210H174ZM195 209H196V210H195ZM233 209H234V208H233ZM239 209H242V208L240 207ZM2 210H3V208H2ZM88 210H86V211L88 212ZM108 210H109V209H108ZM111 210H113V209H111ZM114 210H116V209H114ZM114 210H113V211H114ZM126 210H127V212H126ZM135 210H136V211H135ZM139 210H140V211H139ZM147 210H148V211H147ZM153 210H155V211H153ZM166 210H167V211H166ZM173 210H174V211H173ZM179 210H182V211H179ZM193 210H194V214L196 215V217H195V215L193 214ZM90 211H89V212H90ZM131 211H133L134 214L131 213ZM142 211H143V212H142ZM145 211H146V212H145ZM149 211H150V212H149ZM152 211H153V214H152ZM184 211H185L186 213H185ZM7 212H8V213H7ZM25 212H22V213L24 214ZM28 212H26V214H29ZM74 212L76 213V212H78V211H77V210H76V211L73 210L72 212H70V213H72V214L74 215V218H71V217H70V219H67V220L65 219L67 222H68V221L70 222V223L68 222L69 224H66V225H65V223H63V222H64V220H63V222H59V223H60V226H58L59 223L57 224V226H58V227H61V229H62L63 226H61V224L63 223V224L66 226V227L64 228V229L66 230V229H67V225L70 226L71 223H73L72 225L74 226V229L72 228V230L75 231V230L77 229L76 227H77L78 225H80V224H79V223H80L79 221H81L82 219H83L82 221H84V220H85V222L87 221L88 218H87V219H84V218L87 217V216L84 217V215H83L84 213L82 214V216H83L84 218H82V217L79 215V212H82V211H79L77 214H75ZM106 212H107V213H106ZM172 212H173L174 214H173ZM176 212H177V213H176ZM189 212H190V213H189ZM201 212H202V213H201ZM9 213H10V214H9ZM111 213H112V212H111ZM114 213H112V214L114 215ZM121 213H122V214H121ZM124 213H125V214H124ZM128 213H129V214H128ZM150 213H151V214H150ZM175 213H176L177 215H176ZM183 213H185V214H183ZM230 213H226V214H230ZM123 214H124V215H123ZM126 214H127V215H126ZM142 214H143V215H142ZM191 214H192V215H191ZM75 215H76L79 219H78ZM125 215H126L127 217H126ZM135 215H137V216L140 215V216H139L140 218H138V217L135 216ZM172 215H174V216H172ZM182 215H183V216H182ZM184 215L186 216V218H185ZM193 215H194V216H193ZM200 215H201V217H199ZM14 216H16V214H15V215H12V217L9 216V218L11 217L12 219H14V220H11V219H10V220H11V221H14L13 223H16V220H17L18 223H20V221H18V218H17V217H16L17 219L15 220V217H14ZM44 216H45V215H44ZM115 216H114V217H115ZM124 216H125V217H124ZM131 216H134V217L131 218ZM144 216H145V217H144ZM176 216H177V217H176ZM179 216H180L181 218H178ZM188 216H189V217L192 216L193 219H192V217L189 218ZM197 216H198V217H197ZM80 217H81V218H80ZM102 217H104V218H102ZM146 217H147V220H148V221L145 219ZM187 217H188V218H187ZM9 218H8V216H7V219H9ZM130 218H131V219H130ZM137 218H138V219H137ZM166 218H169V220L166 219ZM170 218H171V219H170ZM184 218H185V219H184ZM74 219H75V220L78 219V220L75 222ZM80 219H81V220H80ZM124 219H125V220H124ZM126 219H128L129 221L126 220ZM153 219H154V220H153ZM174 219H175V220H174ZM176 219H178V221H177ZM183 219H184V220H183ZM199 219H200L201 221H200ZM225 219H226V220H225ZM230 219H232V218H230ZM57 220H58V219H57ZM70 220H71V221H74V222H71ZM117 220H118V221H117ZM120 220H121V221H120ZM122 220H123V221H122ZM134 220H135V221H134ZM141 220H142L143 222H146L145 225H144V227H145V226H147V227L144 228V231H143V230H142V231H137V230H139V229H137V228H138V227H137L138 224L136 225L135 223H139ZM166 220H168V221H166ZM234 220L236 221V218H234V219L232 220V222H233ZM237 220H238V219H237ZM245 220H247V219H243V221H242V222H244V224H245V222H246ZM250 220H251V219H250ZM11 221H9V222H11ZM26 221H27V220H26ZM26 221H25V223H26ZM66 221H65V222H66ZM112 221H115V225H113V224L111 223ZM116 221L118 222V225H117ZM127 221L130 222V224H131L130 226H131V227H130V226H125L126 223H127ZM142 221H141V222H142ZM203 221H204V222H203ZM224 221H225V222H224ZM235 221H234V222H235ZM240 221H241V220H239V222H240ZM247 221H249V220H247ZM21 222H22V221H21ZM67 222H66V223H67ZM77 222H79V223H77ZM108 222H109V223H108ZM125 222H126V223H125ZM171 222H172L173 224L175 223V225L173 226ZM179 222H180V223H179ZM197 222H198V223H197ZM199 222H200V224H199ZM201 222H202V223H201ZM206 222H207V223H206ZM209 222L211 223V225H212L213 227H214V224L216 225L215 222H220L221 225H222L221 227H223V228L225 227V229H227V232L224 231L223 228L220 230V228H221V227H219L220 223H219V225L217 226V227H219V228L216 227V228H217V231H215V230H216L215 227L212 228V226H210V228H209V227H206V225H204V226L201 225V224H204V223H206L207 225H209V224H210ZM212 222H213V223H212ZM223 222H224V223H223ZM227 222H228V223H227ZM236 222H237V221H236ZM242 222H241V223H242ZM76 223H77V226H76ZM167 223H169V224H168V226H167L166 228H168V227L171 228V227L173 226V227H172L173 230H171V232H170L171 234L169 233V234H170L169 237L166 235V236H167V239L165 238V237H166V236H165V233H166V232H163V233H164V236H165V237L163 236V239H165L166 242H164L165 240H163V241L159 242L160 244L158 245V243H156L155 240L152 239L153 235L150 236V234H153V232L156 233L155 231H156L157 229L161 228V226H164V224H167ZM170 223H171V224H170ZM176 223H177V224H176ZM191 223H193V225H197V224H198V226H195V227H194ZM195 223H197V224H195ZM222 223H223V224H222ZM74 224H75V225H74ZM103 224H105V226H103ZM109 224L112 225L113 227L110 226ZM134 224H135V226H134ZM181 224H182V225H181ZM217 224H218V223H217ZM72 225H71L70 227H73ZM148 225H151V226H148ZM178 225H179V226H178ZM189 225H190L191 227L197 228L196 230H200L199 235H196V234H198L197 232H195V233H193V231L191 232V230H193V229H191V227H190ZM82 226H83V225H82ZM84 226H86V225H84ZM107 226H110V227H112V228H110V229H109V228H106ZM124 226H125V227H124ZM132 226H134V227H132ZM199 226H201V227H203V228L200 229L201 227H199ZM70 227H69V229H70ZM96 227H95V228H96ZM148 227H149V228H148ZM181 227H182V229H181ZM187 227H188V228H187ZM198 227H199V229H198ZM204 227H206V228H204ZM75 228H76V229H75ZM83 228H84V227H83ZM86 228H87V226H86ZM100 228H102L101 231H100ZM123 228H124V230H123ZM152 228H153V229H152ZM172 228H171V229H172ZM208 228H209L210 230H211V228H212V230L214 229V230H213V233H214V231H215V233L213 234V233H212V230H211V232H210V234H209V231H210V230H209ZM69 229L67 230V232H69ZM87 229H88V228H87ZM135 229H136V230H135ZM146 229H147V230H146ZM179 229H180V230H179ZM184 229H185V231L183 232ZM204 229H205V230H204ZM65 230H64V231H65ZM72 230H71L70 232H72ZM121 230H122V231H121ZM126 230H127V234H126ZM131 230H132V231H131ZM133 230H134V233H133ZM189 230H190V233H188V235H187L186 233H187V231H189ZM196 230H194V231H196ZM203 230H204V231H203ZM206 230H207V231H206ZM74 231H73V232H74ZM77 231H78V230H77ZM77 231H76V233H77ZM146 231H147L148 233H147ZM218 231H221L222 234H220L221 232L219 233ZM223 231H224L225 233H227V234H228V232H229L228 236H230V237H228L227 234L225 235L226 238H225L224 241L226 242V246H224L225 243H224V244L222 243L223 245L221 244L222 247H220V249H219L220 252L223 251V250H225V251H226V252L224 251L225 254L228 253L229 256H227V255L225 256V254H223L224 257L221 255L222 253L218 252L219 250H218V251H217V250L215 251V248L213 247V245L211 246V243L209 242L210 235H211V236H214V235H216V233H218V236H219V237H218L217 235L214 236V237H215V240H216V238H217V241H219L220 239H222V238H220V237L223 236V234H225ZM65 232H66V231H65ZM65 232H64V233H65ZM67 232H66V233H67ZM118 232H119L120 234H119ZM122 232H125V233H124L125 235L123 234L124 236L121 234ZM138 232H139V234H138ZM185 232H186V233H185ZM201 232H205V234L207 233V234H206L207 237L204 235L203 237H205V238H204V239H201L202 244L199 243V242H201V241H199V239H198V237H200V233H201ZM232 232H233V231H232ZM132 233H133V234H132ZM136 233H137V235H136ZM146 233H147V234H146ZM184 233H185L186 235H185ZM192 233H193V235H194V234H195V235L193 236ZM233 233H234V232H233ZM166 234H168V233H166ZM178 234H180V236H178ZM190 234H191L192 236H190ZM67 235H69V234H67ZM134 235H135L136 237H134ZM144 235H145V236H144ZM162 235H163V234H162ZM182 235H183V236H182ZM184 235H185V237H189V238H187V240H188L187 242H188V243L185 242V241H186V238L184 237ZM208 235H209V238H208ZM220 235H221V236H220ZM118 236H119V237H118ZM131 236H132V237H131ZM172 236H173V235H172ZM195 236L197 237V239H196ZM61 237H62V236H61ZM71 237L75 239L76 235H75V236H74V235H71ZM120 237H121V238H120ZM122 237H123V238H122ZM127 237H128V238H127ZM144 237H146V238L144 239ZM181 237L184 238V239L182 240ZM193 237H194V238H193ZM63 238L65 239V236H64ZM140 238H141V239H140ZM142 238H143V239H142ZM168 238H169V239H168ZM118 239H119V242L117 241ZM120 239H122V240L124 239V241L121 242ZM134 239H135V240H134ZM171 239H172V240H171ZM190 239H194V240H193V241L191 240L192 242H189ZM227 239H228V240L230 239V240L228 241ZM105 240H106V241H105ZM131 240H134V241H136V242H135V243H134V241L131 242ZM152 240H153V241H152ZM195 240H196V241H195ZM206 240H207V242H206ZM226 240H227V241H226ZM86 241H87V240H86ZM108 241H109L110 243H108ZM150 241H151V243H150ZM198 241H199V242H198ZM76 242H77V241H76ZM126 242H127V243H126ZM128 242H129L130 244L132 243V246L134 245L133 247L130 245V248H131V247L133 248V250L131 249V252L128 250V249H130L129 246H128V249H126L125 251L123 250L124 247L126 248L127 245H129ZM139 242H138V243H139ZM172 242H173V243H172ZM175 242H176V244H174ZM204 242H205L206 244H208V245H206ZM219 242H221V240H220ZM74 243H75V241H74ZM79 243H80V242H78L77 244H79ZM107 243H108V244H107ZM115 243H117V244H118V243H121V245L119 244L120 247H119V245H117V244H116V245H117V246H116ZM125 243H126V245H124ZM143 243H144V244H147V243H148V246H147V247L144 246ZM152 243H154V245H153ZM161 243H162V244H161ZM171 243H172V244H171ZM52 244L54 245V243H52ZM52 244H51L49 247L53 246ZM102 244H103V245H102ZM150 244H151V245H150ZM165 244H166V245H165ZM185 244H182V243H181V245H183V246H179V247L177 248V250L172 254L173 256L171 255L172 258L174 257L173 259L176 258L175 261H176L177 264H178V263H179V264H184L183 261H184V260L186 261L187 259H189V258L185 259V256H186L187 252H185L184 250L187 249V251H188V248L191 247L192 245H191V246L188 245L189 247L187 246L188 248H186V245H185ZM217 244H219V243H217ZM122 245H124L123 248H121ZM139 245H138V246H139ZM142 245H143L146 249L149 247L148 249L152 250V252L150 253V250H149V252H148V251H147L148 249H147V250L144 249V247H142ZM168 245H169V246H168ZM170 245H171V246H170ZM184 245H185V247H184ZM202 245H203V246H202ZM221 245H220V246H221ZM86 246H87V247H86ZM153 246H154V247H153ZM158 246H159V247H158ZM230 246H231V245H230ZM53 247H57V248H58L59 246H53ZM53 247H51V249H52ZM117 247H118V248H117ZM150 247H151V248H150ZM181 247H182V249H183V247L186 248V249H183V251L185 252L184 256H182V255H183V254H182L183 252L181 251V252H182V253H181V256H182L181 258H182V260H180L181 258L178 257V256H180V255H177L178 253H180V251H178V249L180 248V250H181ZM193 247H194V246H192L191 248H193ZM211 247H212V248H211ZM224 247H225L226 249H225ZM63 248H65V247L63 246ZM85 248H88V250L86 251ZM141 248H142V251H140ZM156 248H159V250H157ZM162 248H163V249H162ZM213 248H214V249H213ZM221 248H222V249H221ZM223 248H224V249H223ZM53 249H54V251H53V253H54V252L56 251V250H55L56 248H53ZM53 249H52V250H53ZM59 249H60V251H61V249H62L61 246L57 249V252H56V253H57V255H58V258H61L62 260L60 259V260H61V261H60V260L58 259L59 261L56 260L54 264H58V263H59V264H60V263H61V264H62V263L64 264L63 259H65V260H69V259H70V262H71V260H72L71 258H73V259L75 258V260H76V258H78V255L76 256V255L74 254V252L72 253V249L69 250V251H70V254H72V256L75 255L76 257L74 256V257H70V258H68L69 256H67V255H68L67 253H66L67 255H65V253H64V252H67L68 249H67V250L65 249L66 251H64V249H63L61 252L58 251ZM74 249H75V250H74ZM115 249H116V250H115ZM155 249H156V250H155ZM189 249H190V248H189ZM52 250H50V251H48V252H51V253H52ZM83 250H81V251H82V255L85 256L86 253H85ZM118 250H119V251H118ZM127 250L129 251V252H128L129 254L127 253ZM63 251H64V252H63ZM81 251L79 252L80 255H81ZM143 251H144L145 253H144ZM146 251H147L148 253H146ZM214 251H215V252H214ZM58 252H59V253H58ZM83 252H84L85 254H83ZM115 252H116L117 254H116ZM121 252H122V253H121ZM124 252H125V255H126V253H127L128 255H131L132 257H131V256H128V255L125 256V255L123 254ZM224 252H223V253H224ZM45 253H46V252H45ZM63 253H64V254H63ZM79 253H78V254H79ZM92 253H93V254H92ZM131 253H132V254H131ZM135 253H134V254H135ZM156 253H157V254H156ZM211 253H212V254L216 253L215 255H217V253H218V257L215 256V255H212ZM219 253H220V254H219ZM32 254H34V252H33ZM36 254H37V252H36ZM43 254H44V253H43ZM49 254H50V253H48V254H44V256H42L43 258L40 256V258H42V259H44V257H45L46 260L43 261L42 259H38V261H39L40 263H41V261H43L44 263H43V262H42V263H43V264H46L47 262H49V261H47L48 259H51L52 257H53V258H54V257L57 258L56 254H55V256H54V254H52L53 256H52V255H49ZM59 254H60V255H62V254L65 255V257L67 256V258H65L63 255H62L63 258H62V257H59ZM73 254H74V255H73ZM152 254H153V255H152ZM155 254H156V255H155ZM175 254H176L177 256H176ZM34 255H35V254H34ZM45 255H46V256H45ZM48 255H49V256H48ZM90 255H89V256L86 255L87 257H89L88 259L86 258V262H85V259L83 260V262H84L85 264L88 262V260H91V259H90V257H91ZM99 255H100V257H99ZM107 255H108V256H107ZM203 255H204V254H203ZM70 256H71V255H70ZM106 256H107V257H106ZM123 256H124V257H123ZM138 256H139V255H138ZM149 256H152V257H149ZM156 256H157V258H154V260H153V257H156ZM158 256H159V260H157V259H158ZM171 256H170V255L168 256V257H170V259H169L168 257H167V259L164 257V260H165V259H166V260L169 259L170 261H163V264H166V263H167V264H169V263L171 264V263H172L171 261H174V260L171 258ZM38 257H39V256H38ZM46 257H49V258H46ZM50 257H51V258H50ZM79 257H80V256H79ZM94 257H93V258H94ZM105 257H106L107 259H109V261H108L107 259H105ZM127 257H128V258H127ZM205 257H204V258H205ZM207 257H208V256H207ZM126 258H127V259H126ZM130 258H131V259H130ZM178 258H180L179 260H180L181 262H179V260H177ZM183 258H184V259H183ZM103 259H105L106 261L103 260ZM125 259H126V260H125ZM129 259H130V261H129L130 263L128 262ZM212 259H213V258H211V257L208 258V260H210V261H211ZM75 260H74V261L72 260V261H73V262H77V261H75ZM112 260H113V261H112ZM122 260H123V261H122ZM137 260H138V261H137ZM155 260H157V261H155ZM92 261H94V260H91V262H92ZM98 261H99V263H100V260H99V259H98ZM111 261H112V263H111ZM136 261H137V262H136ZM148 261H149V262H148ZM154 261H155V262H154ZM56 262H58V263H56ZM70 262L68 261L66 264H69ZM89 262H90V261H89ZM89 262H88V263H89ZM91 262H90L89 264H91ZM109 262H110V263H109ZM116 262H117V263H116ZM127 262H128V263H127ZM153 262H154V263H153ZM164 262H166V263H164ZM226 262H225L224 264H229V262H228V263H226ZM42 263H41V264H42ZM49 263H50V262H49ZM49 263H47V264H49ZM78 263H80V262H78ZM78 263H77V264H78ZM84 263H83V264H84ZM93 263H94V262H93ZM93 263H92V264H93ZM101 263H100V264H101ZM135 263H132V264H135ZM150 263H149V264H150ZM173 263H174V262H173ZM173 263H172V264H173ZM186 263L188 264V260L186 261ZM73 264H74V263H73ZM80 264H81V263H80ZM95 264H98V262H95ZM157 264H158V263H157ZM208 264H209V262H208Z\"/></svg>","mask_w":264,"mask_h":264}]
</instances>
